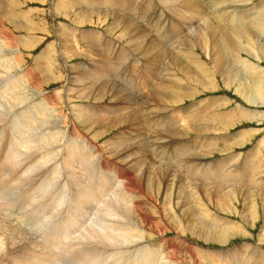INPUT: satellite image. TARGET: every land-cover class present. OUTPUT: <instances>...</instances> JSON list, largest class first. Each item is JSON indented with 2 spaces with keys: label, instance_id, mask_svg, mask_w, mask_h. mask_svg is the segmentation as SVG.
I'll use <instances>...</instances> for the list:
<instances>
[{
  "label": "rangeland",
  "instance_id": "374dc122",
  "mask_svg": "<svg viewBox=\"0 0 264 264\" xmlns=\"http://www.w3.org/2000/svg\"><path fill=\"white\" fill-rule=\"evenodd\" d=\"M40 1L39 0L38 1L0 0V20L2 21V23L0 22V27H1L0 28V37L4 38L3 36L6 35L5 36L6 45L10 44L12 42V41H10V39H12L14 33H15V35L19 36V38L21 37V39H20L21 42L18 45V47L16 44H12V48H18L20 50L21 57H22L21 60L24 61V62L23 61H21V62H23L24 68L27 69V72L33 71L38 77V82L36 81L34 83L35 87L31 86L29 89L30 94L28 93L30 99L32 98L31 99L32 103H35V101L37 100V98L39 97L40 94L43 95V94L47 93L48 91L49 92L44 95L47 98H50L53 96L55 98V96H56V98H55L56 101H54V105H53V107L54 106L55 107L53 109H51L52 106L48 107L49 109H47L48 111H46L47 112L46 116L48 114H50L46 118H44L47 121L46 131H49L48 127H50V124H55L57 127H58V125H60L61 135H62V137L65 136L64 139H62L63 140L62 143H64L65 140H67V139L68 140L74 139L73 140L74 143L76 142L75 145H78L79 148H80V146H84L81 148H83V149L86 148V150H89L91 152L93 150L94 153L87 151L88 155L90 156V157L88 156V161L90 162V163L89 162L88 163L96 166L95 167L96 169H94V171L95 170L96 171L93 172V170H90L89 175L87 177H84L81 179V183L82 182H83V184L88 183L91 186L90 192H92V193H90L89 197H85L83 199H80L79 196H81V195L76 193V189H78V187L69 180L68 175H67V170L66 171L64 170L67 168L66 167L63 168L64 166L61 169V171L63 172L62 175H58L56 177L57 179L53 180L54 181L53 186H47L46 185V186L38 188L36 190H34V189L30 190L31 199H30V206H29V216H28L27 226H26V234H27L28 239L26 240V243H32V241H34L36 244L39 242H40V244H42L44 242L48 244L49 240L54 241L56 244V246L54 247V250H56L55 255L59 260L58 261L59 263L57 262V264H81V262L79 260L80 254L81 253H88L90 251L92 252V250H94L93 253L97 252V254H100L101 257L103 256L102 262L98 263V264H107V262H109L108 264H112V263L114 264L115 262H118V261H120L119 263H121V261H122V263L124 262L123 264H127V263L135 264V261L138 258L139 259L136 261V263L137 264L138 263L143 264L142 261H140V260L145 259V257L149 260L147 263H144V264H148V263L151 264V261H152V264H157L158 261H160V262H158V264H163V263L164 264H166V263L167 264H245V263L246 264H256L257 262H259L257 264H264L263 263L264 262V237H263L264 236V170H262V165L264 166V102H263V105L258 104V103H260V101H263V99H264V90H262V88L264 89V52H263L264 50H262V49H264V26H263L264 25V0H192V1L191 0H188V1H186V0H183V1L182 0H180V1H177V0H128L129 2L127 0L126 1L122 0L119 3L115 2V0H110V1L107 0L106 3H104L105 0H104V2H103V0H94V1L93 0H80L79 4L75 5V7H71L72 4L68 5L69 0H40ZM175 1H177V2H175ZM184 1L187 3H183ZM138 2L141 4H139ZM204 3L206 5H204ZM112 5H113V7H112ZM176 5H177V7H174ZM182 5H183V7H182ZM211 5H212V7H211ZM116 6H118V7H116ZM181 7H182V9H181ZM100 9H101V11H100ZM105 9H107V10H105ZM111 9H113V10L111 11ZM143 9H145L146 11ZM92 10L94 12H92ZM28 11H29V13L30 12L31 13L29 14ZM102 11H103V13L100 14V12H102ZM128 11H129V13H128ZM63 12H64V14H62ZM89 12H91V13H89ZM106 12L109 14L106 15ZM25 13H26V19H23L24 18L23 16H25L23 14H25ZM115 13H116V15H114ZM145 13H146V15H145ZM199 13H201V14H199ZM87 14H88V16H87ZM68 15H70V16L67 17ZM84 15L87 18L84 17ZM97 16H99V17H97ZM208 16H209V19H208ZM193 17L195 19H193ZM11 18L16 19L15 21H19V24H21V26H23V28L19 27V29H15L16 26L14 27ZM256 18H258V19H256ZM127 19H128V21H127ZM26 20H28L29 24H27L28 22ZM34 20H35V22H34ZM204 20L205 21L207 20V21L205 22ZM208 20H210V21L208 22ZM211 20L212 21L215 20V23H214V21L211 22ZM222 20L223 21L225 20L224 21L225 23ZM152 21H153V25H152ZM193 21L195 23H193ZM219 21H221V23H219ZM256 21L261 22V28H256L254 30L252 29L248 37L240 36L238 39L236 37H233L232 34L237 33V31L240 29L241 25L245 24V25L249 26V25L254 24V22H256ZM142 22H144V23H142ZM233 22H234V24H233ZM235 22H237V23H235ZM245 22L246 23L248 22V23L246 24ZM251 22H252V24H251ZM32 23L33 24L35 23V24L32 26ZM209 23H211V24H209ZM164 24H166V25H164ZM24 25L25 26L28 25L27 27H29L30 30L25 31ZM117 25H119V26H117ZM212 25L213 26L216 25V27L214 26V28H212L213 27ZM180 26H181L182 30L180 29ZM191 26H193V27H191ZM194 26L196 28H194ZM115 27H117L118 29ZM127 27H129L130 29L132 27V30H130ZM210 27L212 28V30ZM135 28H136V30H134ZM139 28H140V30H139ZM190 28H193V30ZM216 28H218V29H216ZM59 29H61V30H59ZM69 29L73 32L70 33ZM112 29H114V30H112ZM124 29H129V30H124ZM208 29H210V33H209ZM230 29L232 32L230 31ZM259 29L262 32L261 31L259 32ZM15 31H17V32H15ZM136 31H137V33L138 32L139 33L136 35L132 34V33H136ZM196 31H198V32H196ZM61 32L64 36L61 35ZM154 32L156 35L154 34ZM158 32H160L161 34ZM177 32H178L179 36H178ZM7 33H8V35H7ZM125 33H127V34H125ZM260 33H262V34H260ZM65 35H66V37H65ZM204 35L207 36V37H205V40L203 39ZM210 35L212 37H210ZM192 36H194V37H192ZM63 37L65 39H63ZM28 38L29 39L31 38V39L28 40V42L26 43L27 48L22 47V44L24 42H26ZM159 38H162V39H159ZM209 38H211V39H209ZM143 39H147V40L144 41ZM206 39L209 42L211 41V43L208 44L209 42H206ZM212 39H213V41H212ZM32 40H34V41H32ZM150 40L154 43H151ZM159 40L161 42H159ZM227 40H231L232 43H235L236 50L234 51V54H233V52L228 50V46L225 48V46L227 45V43H226ZM196 42H199V43H196ZM65 43H66V45H64ZM166 44H168V45H166ZM148 45H150L151 47H149ZM173 45H174V47L172 48ZM186 45H187V47H186ZM197 45H199V47ZM64 46L66 47V48H64L65 50L63 49ZM116 46H117V48H116ZM169 46H170V51L168 49ZM165 47H166L168 52L166 51ZM74 48H75V50H74ZM171 48L173 49L172 53H171V51H172ZM68 49H69V51H68ZM76 49H77V51H76ZM103 49L105 51L107 49L106 52L108 54ZM148 49H150V50H148ZM164 49H165V51H164ZM223 49H224V51H223ZM66 50H67V53H66ZM147 50L149 53L146 52ZM161 50H162V53H157V52H161ZM74 51L78 52V53L75 52L77 57L74 56L75 55ZM228 52H230V53H228ZM62 53H64V54H62ZM72 53H74V54H72ZM89 53L91 55H89ZM119 54L121 56H124V57H121ZM141 54L143 55V57ZM172 54H173V56H172ZM41 55L43 56V60L41 61L42 64L39 68H37L38 65H37L36 61H37L38 57H41ZM63 55H64V58L62 57ZM144 55H146V56H144ZM161 55L163 56L164 59H162V57H159ZM174 56H176V57H174ZM193 56H194V58H193ZM178 58H180V59H178ZM188 59H190V60H188ZM170 60H172V61H170ZM101 61H102V63H100ZM174 61H176V62H174ZM104 62L106 64H104ZM117 62L119 64H117ZM148 62L150 63V65ZM169 62H171V63H169ZM63 63H65V65ZM185 63H187V64H185ZM45 64H47V65H45ZM96 64L98 66L99 65L100 66L98 67ZM182 64L183 65L185 64V65L183 66ZM204 64H206V66L208 65L207 68ZM217 64H218L219 69H221V71H217V70H219L217 67ZM50 65H51V68H50ZM53 65L54 66L57 65V66H55V68H54ZM173 65L175 66V68ZM202 66L204 68H202ZM47 67H48V69H47ZM185 67H186V69H185ZM28 68H30L31 70L30 69L28 70ZM173 68H174V71H173ZM180 68L182 71L179 70ZM37 69H38V71H37ZM44 69H46V70H44ZM50 69L52 72L50 71ZM175 69H177V70H175ZM189 69L191 70V72ZM106 70L109 72L108 75L106 74ZM143 70H145V72H143ZM154 70H156L157 72ZM203 70L206 71L205 75L207 74V77L204 75ZM45 71H46V74L43 73ZM66 72H67V75H66ZM73 72H74V74H73ZM84 72H86V73H84ZM146 72H147V74H146ZM180 72L182 74L184 72L185 74L182 75ZM163 73L164 74L166 73L167 75L166 74L164 75ZM213 73H214V75H211ZM101 74H105V76L101 75ZM31 75L33 77V74L30 73L29 74L30 78H32ZM70 75L73 77L72 79H70L71 78ZM134 75H136V76H134ZM39 76H40V78H39ZM42 76H43V78H42ZM44 76H46V77H44ZM108 76H110V77H108ZM199 76L201 78H199ZM221 76H223V77H221ZM161 77H163V78H161ZM204 77H205V79H204ZM228 77H230V79ZM208 78L210 80V83L208 82L209 80H206ZM210 78L212 79V82H211ZM91 79H93V81H91ZM170 80H171V82H168ZM183 80L185 82H183ZM224 80H226L227 82L226 81L224 82ZM137 82H138V85H137ZM172 82L174 85H172ZM192 82L194 84H192ZM203 82H204V84H203ZM146 83H147V85H146ZM156 83H157V86H156ZM211 83L214 85H212ZM113 84L115 87L113 86ZM199 84H200V86H199ZM162 85L165 86L166 88H168L167 91L169 89H171L168 91L169 93L168 92L166 93V91H164V87ZM66 86H67V89H66ZM180 86H181V88H180ZM260 86H263V87L259 88ZM100 87H101L102 92L100 90ZM161 87H162V89L160 90ZM200 87L203 91L201 89H199ZM102 88L105 90H103ZM186 88L188 89L187 91H186ZM207 88H209V89H207ZM130 89H131V91H130ZM172 89L174 90V92H176V93L178 92L177 94H180V95L173 93ZM58 90L61 94H62V92H64L63 93L64 96H63V94L62 95L59 94ZM68 90H70V92L71 91H73V92L70 93ZM142 90H143V92H142ZM150 90H152V91H150ZM56 92L59 94L60 97L58 96V94ZM159 92L163 93L165 95V97H170V93H172L171 96L175 95L174 97L179 98V101L169 102L167 112L160 111L161 107L159 109V106H161V104L157 103L154 100L155 95ZM54 93H56L57 95H55ZM256 93H259V94H256ZM86 95L89 97H87ZM194 95H195V97H194ZM247 95L249 96L248 98H251L250 99L251 103L248 102V100L246 99ZM57 96H58V98H57ZM70 96H72V97L70 98ZM90 96H92V97H90ZM126 96L128 98H126ZM139 97L142 98V101L138 99ZM75 98L77 99V101H74ZM100 98H102V99H100ZM125 98H126V100H124ZM130 99H131V101H130ZM69 100H71V101H69ZM143 101H144V103H143ZM222 101L224 102L223 105H222V103H223ZM175 102H176V104H174ZM154 103H155V105H154ZM226 103H229V104H226ZM93 104H96V105H93ZM142 104H144V105H142ZM149 104L151 106L148 109L147 106H145V105H149ZM56 105H57V107H56ZM70 105H71V107H70ZM85 105H87V107ZM99 105H101V106H99ZM214 105H215V107H214ZM93 106H95V107H93ZM154 106L157 107V109ZM218 106L219 107L221 106L220 107L221 109H218L219 108ZM120 107H122V108H120ZM135 107H136V109H135ZM107 108L109 109L110 112L108 111ZM151 108L153 111L151 110ZM165 108H167V106H165ZM177 109H179L180 112ZM212 109H214V110H212ZM94 110H96V111H94ZM115 110H116V112H115ZM193 110H195V111H193ZM199 110L201 113L199 112ZM158 111L160 113H157ZM187 111L190 114H188ZM191 111H192V113H191ZM253 111H255V113H253ZM125 112H127V113H125ZM227 112H229V113H227ZM242 112L246 116H244V114ZM89 113L90 114L92 113V115L95 119L97 118L94 121L92 120L94 124L93 123L87 124V121H86L87 118H85V117H88ZM235 113H236V115H235ZM240 113H242V114H240ZM247 113L250 115L256 116V118H254V119L250 118ZM53 114H55V116ZM82 114H84V117ZM99 114H101V116ZM187 114L189 116H191V118ZM192 114H193V116H192ZM219 114H222V115H219ZM223 114L225 117L223 116ZM166 115H168V116H166ZM216 115H218V116H216ZM124 116H126V117H124ZM157 116H159V117H157ZM231 116L233 118L234 117H236V118H234V120H233V118ZM77 117L79 120L77 119ZM106 117H107V119H106ZM167 117L169 120L167 119ZM185 117H188L189 120H187L188 118L186 119ZM192 117L194 120L192 119ZM208 117L210 119L211 118H213V119L210 120V119H208ZM228 117H231V118H228ZM171 118H175L173 123H169ZM214 118H215V121H214ZM225 118H226V120H223ZM245 118H247V119H245ZM53 119H55V120L52 121ZM80 119H82L83 121L82 120L81 121L85 122V123L83 124L80 121ZM158 119L160 122L159 121L156 122ZM97 120L104 121L105 126H103V125L101 126L100 122ZM113 120H115V121H113ZM222 120H223V122H222ZM56 121H59L61 123L59 124V122H56ZM143 121H145V123ZM212 122L214 125L212 124ZM219 122H221L222 124L221 123L218 124ZM226 122H227V125L230 124V126H227ZM129 123H131V124H129ZM193 123H195V124H193ZM197 123H199V124H197ZM80 124H83V125H80ZM232 124H234V125H232ZM92 125H94V126H92ZM121 125H123V126L121 127ZM179 125L181 127H179ZM207 125H208V127L210 126L209 128L211 130L208 129V127H206ZM89 126H90V129H88ZM98 126H99V128H98ZM44 127H45V125H44ZM68 127H69V129H68ZM130 127L134 133L133 132L131 133ZM154 127H155V130L153 129ZM184 127H185V129H184ZM189 127L192 130H190ZM199 127H202V128H199ZM77 128L81 131H79ZM91 128H93V129H91ZM126 128H127V130H126ZM180 128L182 129L183 133L182 132L180 133V131H181ZM194 128H196V129H194ZM203 128H205V129L203 130ZM97 129H99V130L97 131ZM88 130H90V132ZM184 130H186V131H184ZM41 131L45 132V130H39V129L36 131L35 130L31 131L32 136H35L33 138L34 140L36 139V141H37V139L42 137ZM73 131H75L76 133L75 132L73 133ZM123 131L124 132L126 131L125 134ZM202 131L204 133H202ZM65 132H66V134H65ZM78 132L81 136L78 134ZM154 132L156 134H154ZM242 132L246 133L245 136H247V137L244 136L243 138H240L237 136L238 134H240ZM38 133H39V135L37 136L36 134H38ZM196 133H198V134H196ZM199 133H201L202 135L204 134V137L201 136V134L199 135ZM216 133L217 134L219 133V134L217 135ZM126 134L127 135L129 134L130 137L129 136L126 137L127 136ZM185 134L188 135L189 137L187 138L186 136H184ZM248 134L250 135V137ZM70 135H72V136H70ZM119 135L121 137H123V136L124 137L121 138ZM144 135H146V136H144ZM197 135H198V137H197ZM222 135H224V136H222ZM76 136H78V137L76 138ZM205 137H206V139H205ZM78 138H79V141H78ZM90 138H92L93 140ZM120 138H121V140H120ZM128 138H130V139H128ZM218 138H220V139H218ZM221 138H222V140H221ZM53 139L54 138H52V140ZM83 139H85V140H83ZM88 139H90L91 141ZM94 139H95V142H94ZM57 140H58V138H57ZM117 140H118V142H117ZM153 140H155V141H153ZM85 141L86 142L88 141L87 144ZM125 141H126V143H125ZM141 141H143V142H141ZM150 141H151L152 145H151ZM194 142H196V143H194ZM227 142L231 143V145L228 144ZM240 142H242V143H240ZM59 143H58V145H59ZM88 143H89V145H88ZM201 143H202V145H201ZM224 143H226V144H224ZM97 144L99 145V148H98ZM161 144H162V146H161ZM199 144H200V146H199ZM46 145L50 146L51 148H54V146H53L54 140L51 141V143H50V140L47 141ZM109 145H111V147ZM173 145H175V146H173ZM176 145H178L179 147H177ZM208 145L210 147L211 146L212 147L210 148ZM224 145L225 146L227 145V146L225 147ZM155 146H157V147H155ZM158 146H161V147H158ZM180 146H181V148L182 147L186 148L187 151L183 152L184 154L177 152V150L180 148ZM104 147H105V149H104ZM131 147L132 148L134 147L133 150ZM154 147L156 149H154ZM226 148H229V149H226ZM150 149H152V150H150ZM230 149H232V150H230ZM102 150H103L104 154L101 152ZM120 150H121V152H119ZM222 150H223V152H222ZM32 152L33 151H31V153ZM164 152H166V153H164ZM151 153H153V154L151 155ZM195 153H197L198 156H201V157L199 158L197 156V154L195 155ZM200 153H201V155H200ZM91 154H93L94 156ZM97 154H99L100 157H98L99 155H97ZM228 154H231V155H228ZM143 155H145V156H143ZM169 155H171V156H169ZM161 156H163V157H161ZM91 157H93V158L91 159ZM98 158H101V159L98 160ZM194 158L196 160H194ZM231 158H234V159H231ZM89 159H91V160H89ZM93 160H94V162H93ZM119 160H121V161H119ZM109 161H111V162H109ZM118 162L120 163V165ZM47 163L48 164H46V165L44 164L43 167L45 169H47L48 171L52 170L56 166V161H49ZM179 163H181V165ZM214 165H215V167H214ZM244 166L247 170L242 169V168H244ZM251 166H252V169H251ZM79 167H80V170L82 172H85V168L83 166H79ZM209 167H212V168H209ZM253 167H255V168H253ZM98 168H100V170L102 169L104 171L103 176H104L106 181L103 179V176H100L102 173L99 174L97 172ZM156 168H158V169H156ZM217 168H219V170H217ZM133 169H135V170H133ZM231 169H233V170H231ZM115 170L116 171L118 170V171L115 172ZM199 170H201V171H199ZM206 170H208V171L206 172ZM234 170H236V171H234ZM239 170H241V171H239ZM42 172H44V171H41L40 169H35L34 171H32L30 173L31 179L39 178L41 176ZM128 172H130V173H128ZM147 172L149 175L147 174ZM223 172L225 174H227L228 176L227 175L225 176V174ZM234 172H235V174H234ZM94 173H96V174H94ZM111 173L113 174V176H111L112 175ZM197 173H199V174H197ZM232 173H233V175H232ZM258 173H259V175H258ZM108 174H110V175H108ZM203 174H205V175L207 174L206 177ZM239 174H240V176H239ZM249 174H250V176H249ZM138 175H140V176H138ZM167 175H168V177L170 176L171 178L169 177V179H168ZM179 175L181 176V178L183 176V178L181 179ZM200 175L201 176L203 175L204 177L203 176L201 177ZM241 175H242V177H241ZM243 175H245L244 178H243ZM110 176H111V178H110ZM190 176H192L193 178ZM98 177H101V179ZM141 177H143V179ZM155 177H156V179H155ZM164 177H165V179H163ZM172 177L174 179H172ZM187 177L189 179H187ZM221 177H222V179H225V180L223 181L221 179ZM232 177H233V179H231ZM107 178H110V179H107ZM159 178L160 179L162 178V179L160 180ZM177 178H179V179L177 180ZM252 178L255 181H253ZM135 179H136V181H135ZM167 179L170 181H167ZM183 179H184V181H183ZM226 179H228V180H226ZM249 179H251V180H249ZM185 180L187 181V183ZM197 180L198 181L201 180L200 181L201 183L198 182ZM229 180H230V183H229ZM91 181H92V183H91ZM102 181H105V182H103L104 183L103 186L98 187V185ZM130 181L132 182L133 185L131 184ZM154 181L156 183L157 182L158 183L155 184ZM161 181L162 182L164 181V182L162 183ZM181 181H183L184 183ZM233 181H234V183H233ZM109 182L112 184H110ZM178 182H179V184H178ZM191 182H192V184H189ZM193 182H194V184H193ZM235 182H237V183H235ZM261 182H262V184H261ZM60 183H61V185H60ZM116 183H117V185H116ZM174 183L175 184L177 183V184L175 185ZM257 183H258V185H257ZM108 184H109V186L106 187ZM118 184H119V186H118ZM136 184H138V186ZM204 184L207 186H205ZM253 184H254V186H253ZM110 185H111V187H110ZM113 185H115V186H113ZM120 185H122L123 187ZM152 185H153V188H151ZM198 185H200V186H198ZM160 186L162 188H160ZM179 186L180 187L182 186L181 190H180V188H178ZM63 187H65V188H63ZM154 187H155V189H154ZM170 187H172V188H170ZM173 187L175 190L173 189ZM195 188H196V190H195ZM102 189H104L103 190L104 192H102ZM107 189H109L110 192ZM110 189H112L113 191ZM145 189H146V191H145ZM157 189L159 191L161 189V191L158 192L159 194H157V191H158ZM212 189H214V190H212ZM95 190H97V191H95ZM123 190H125V191H123ZM136 190H137V192H136ZM147 190H149V191H147ZM172 190L174 192H172ZM236 191H238V192H236ZM240 191H241V193H240ZM242 191H243V193L246 194V196H245V194L242 193ZM58 192L60 193V195ZM61 192H62V194H61ZM149 192L151 194L154 193L156 195V198H158V199H155L154 194L151 197ZM226 192H228V193H226ZM230 192H231V194H230ZM71 193L74 194L73 195V198L75 197L73 200L74 202L72 201L73 203L72 202L70 203V201H68L65 204L64 203L60 204L61 201L67 200L66 196L71 194ZM140 193H142V194H140ZM173 193H174V195H173ZM217 193H219V194H217ZM111 194H112V196H111ZM146 194H148V196ZM108 195H110V196H108ZM115 195L117 196V198ZM120 195H121V197H120ZM122 195L124 196L123 197L124 199L122 198ZM138 195H139V197H138ZM166 195L167 196L169 195L170 197L169 196L167 197ZM183 195H184V197H183ZM190 195H192L193 197ZM92 196H94V197H92ZM141 196H143V198H146L147 200L143 199L145 201H142ZM160 196H162V197H160ZM59 197H63V198L60 199ZM69 197H70V195H69ZM69 197H68V199H69ZM131 197H133V198H131ZM163 197H164V200L166 202L163 200ZM185 197H186V200H184ZM188 197L190 199L191 198H193V199H191L189 201ZM197 197H199V198H197ZM262 197H263V199H262ZM70 199H72V198H70ZM167 199L170 200V202ZM196 199L198 200L197 202L195 201ZM118 200H121V201H118ZM149 200L151 202H149ZM232 200H233V202H232ZM193 201H194V203H193ZM199 201H201V202H199ZM152 202H154L155 204ZM190 202H191V205L192 204L194 205V206L192 205V208L190 207L191 206ZM181 203H183V205ZM187 203H188V205H187ZM195 203H197V204L195 205ZM200 203H201L200 206H202L201 207L202 209L199 208L198 204H200ZM97 204H99V205H97ZM101 204L103 206H101ZM122 204H125V205H122ZM135 205H137V206H135ZM155 205H156V207H154ZM163 205L166 208H168V209H166L165 212H164L165 207H163ZM61 206H63V207H61ZM109 206H111V207H109ZM127 206L129 207V209H127L128 208ZM88 207L91 209H89ZM137 207L139 209H137ZM160 207H161V209H159ZM98 208H100V209H98ZM120 208H124V209L120 210ZM178 208H182V209H178ZM70 209H72V210H70ZM108 209H109V211H108ZM175 209H176V211H175ZM65 210L69 211V213L67 214V212ZM74 210H76V211H74ZM87 210H90V211H87ZM100 210L106 215H104ZM133 210H135V211H133ZM141 210L144 212H142ZM180 210H182V211H180ZM194 210H196V212ZM202 210H205V212ZM251 210H253V211H251ZM86 211L89 213H87ZM136 211H138V212H136ZM151 211H152V216H150ZM153 211L155 213H153ZM170 211L172 213L175 212V214L174 213L172 214ZM127 212H128V214H127ZM179 212H181V213H179ZM83 213H85V214H83ZM119 213H120L121 217L118 216ZM121 213H122V215H121ZM138 213H140V214H138ZM166 213H167V215L170 213V215L167 216ZM186 213H187V215H186ZM79 214H82V215H79ZM88 214H89L90 219L88 218ZM95 214H97V216L99 217L100 222L98 221V217ZM83 215L85 218L83 217ZM123 215L124 216L125 215H129V216L131 215L130 217L132 219H130L129 216L124 217ZM80 216H82L83 217L82 219H85V220L80 219L81 218ZM86 216L88 218V221L90 220L89 223H87L88 221H87ZM163 216H165V217L163 218ZM169 216H170V218L171 217L172 218L168 219L167 217H169ZM93 217H95V219H97V220H95ZM117 217H119V218H117ZM176 217L177 218L182 217V218L176 219ZM91 218H93L94 220H92ZM107 218H109V220ZM165 218L167 220H169V222ZM191 218H192V220H190ZM103 219H104L105 223L107 222L106 224L103 223V221H102ZM125 219H126V221L129 220V222H126ZM135 219H139V220L136 221ZM158 219L161 220V223H160V221H158ZM71 220H73V221H71ZM130 220H132V221H130ZM210 220L212 221V223ZM42 221H43V223H41ZM45 221H46V223H44ZM67 221H68V223H67ZM171 221H174V222H171ZM179 221L180 222L182 221L181 223H179L182 225L177 226L176 223ZM250 221H252L253 223ZM80 222L83 225V227L85 226L84 229H83L82 225L80 224ZM94 222H96V223L93 226ZM136 222L140 223V224H138L139 226L136 224ZM102 223L106 226L113 224L112 225L113 228H111V225L109 228H106V226H104ZM115 223H117V224H115ZM171 223H173V225ZM183 223L185 224V226ZM213 223H215V225ZM216 223H218L219 225ZM200 224H202V225H200ZM97 225H98V227H97ZM191 225L193 228L190 227ZM231 225H232V227H231ZM100 226H102V228ZM121 226H122V228H121ZM131 226L133 228H135V227L136 228L133 229V228H131ZM140 226H143V227H140ZM96 227H97L98 231H97V229L94 230V228H96ZM177 227H178V229H177ZM213 227L215 228V230L217 232L215 230H212V229H214ZM144 228H146V229H144ZM180 228H182L183 230L181 229V231H180ZM225 228H226V231H225ZM101 229H102V231H101ZM107 229H110V231L111 230L112 231L109 232V230H107ZM124 229H125V231H124ZM136 229H138V230H136ZM196 229H198V230H196ZM219 229H221V230H219ZM223 229H224V231H223ZM67 230H68V232H67ZM69 230H71V231H69ZM91 230L93 231V234H91L92 233ZM227 230H228V232H227ZM95 231H96V233H95ZM113 231H114V233H113ZM126 231L129 233H127ZM130 231H132V232L134 231L135 233H132V232L130 233ZM147 231H149V232H147ZM55 232H57V233H55ZM97 232H98V234H97ZM102 232L103 233L105 232L104 233L105 235ZM68 233L71 235L73 234L74 236L73 235L71 236ZM94 233H95V236H94ZM100 233H102L101 234L102 236L100 235ZM108 233H110V235ZM136 233H138V235ZM208 233H209V235H208ZM231 233H233V234H231ZM83 234L86 237L82 236ZM129 234H130V237H128ZM145 234L149 235V236H146ZM96 235H99L98 239L96 238L97 237ZM131 236H134V237H131ZM74 237H75V239H74ZM106 237H107V239H106ZM121 237H123V238H121ZM66 238H67V240H66ZM91 238L92 239L94 238L96 241L94 239H93L94 240L93 241ZM125 238H127V239H125ZM134 238L136 240H134ZM58 239H59V241H58ZM116 239L117 240L119 239V240L117 241ZM141 239L143 241H141ZM99 240H102V241H99ZM138 240H140V241H138ZM107 241L108 242L110 241L111 243L110 242L108 243ZM115 241H117L116 244H115ZM134 241H136L138 243V245ZM97 242H98V244H97ZM142 242H143V244H139ZM144 242L146 243V245L148 244L149 246L146 247ZM83 243H84V245H83ZM100 243L102 244L103 247H101ZM103 243L106 245H103ZM112 244L115 245V247ZM156 244H157V246H156ZM72 245H74V246H72ZM118 245L119 246L123 245L124 247L122 246L119 248H122V250L124 248V250L122 251L121 249H119ZM128 245H129V247H128ZM142 245L143 246L145 245V246L143 247ZM105 246H106V248H104ZM178 246H181V248ZM70 247H71V249H70ZM96 247H98V248H96ZM111 247H113L118 252L113 250V248H111ZM139 247H142V248H139ZM100 248H101V250H100ZM116 248H118V249H116ZM151 248H153V249L151 250ZM28 249H30V248H28ZM89 249H90V251H88ZM98 249H99V251H97ZM135 249L138 251L137 253H135L136 252ZM149 249L151 250V252ZM140 250H142L141 253H140ZM108 252H110L109 254H111V255L107 254ZM123 253H124V255H123ZM148 253H149V255H148ZM104 254H106V255H104ZM120 254H121V257H119ZM104 256H105L106 260L104 259ZM116 257H117V260H116ZM136 257H138V258H136ZM250 257H251V259H250ZM129 259H131V261ZM155 259H159V260L155 261ZM249 261H251V263ZM119 263H115V264H119Z\"/></svg>",
  "mask_w": 264,
  "mask_h": 264
},
{
  "label": "bare ground",
  "instance_id": "6f19581e",
  "mask_svg": "<svg viewBox=\"0 0 264 264\" xmlns=\"http://www.w3.org/2000/svg\"><path fill=\"white\" fill-rule=\"evenodd\" d=\"M30 1H38V0H30ZM40 1V0H39ZM94 1V0H93ZM106 1L107 0H105V2H104V0H103V2L104 3H106ZM108 1H110V0H108ZM120 1H122V0H115V2H117V3H119ZM126 1V0H125ZM124 1V2H125ZM128 1V0H127ZM177 1H180V0H177ZM177 1H175V2H177ZM183 1V0H182ZM186 1H188V0H186ZM192 1V0H191ZM41 2V1H40ZM52 2V1H51ZM79 2H80V0H69L68 1V5H71V7H75V5H77V4H79ZM87 2V1H86ZM129 2V1H128ZM151 2V1H150ZM168 2V1H167ZM171 2V1H170ZM173 2V1H172ZM94 3V2H93ZM92 3V4H93ZM112 3V2H111ZM114 3V2H113ZM131 3V2H130ZM129 3V4H130ZM139 3V2H138ZM147 3V2H146ZM162 3V2H161ZM182 3V2H181ZM183 3H187V2H183ZM182 3V4H183ZM218 3V2H217ZM244 3V2H243ZM108 4V3H107ZM125 4V3H124ZM134 4V3H133ZM139 4H141V3H139ZM180 4V3H179ZM189 4V3H188ZM196 4V3H195ZM245 4V3H244ZM204 5H206L205 3H204ZM263 5V4H262ZM106 6V5H105ZM115 6V5H114ZM130 6V5H129ZM136 6V5H135ZM143 6V5H142ZM170 6V5H169ZM200 6V5H199ZM198 6V7H199ZM220 6V5H219ZM112 7H113V5H112ZM116 7H118V6H116ZM173 7V6H172ZM174 7H177V5L176 6H174ZM182 7H183V5H182ZM182 7H181V9H182ZM211 7H212V5H211ZM216 7V6H215ZM262 7V6H261ZM65 8V7H64ZM125 8V7H124ZM129 8V7H128ZM137 8V7H136ZM142 8V7H141ZM147 8V7H146ZM168 8V7H167ZM218 8V7H217ZM114 9V8H113ZM113 9H111V11L113 10ZM135 9V8H134ZM166 9V8H165ZM186 9V8H185ZM105 10H107V9H105ZM143 10H145V9H143ZM200 10V9H199ZM215 10V9H214ZM3 11V10H2ZM27 11V10H26ZM33 11V10H32ZM57 11V10H56ZM62 11V10H61ZM60 11V12H61ZM89 11V10H88ZM100 11H101V9H100ZM104 11V10H103ZM103 11L102 12H100V14H102L103 13ZM127 11V10H126ZM130 11V10H129ZM129 11H128V13H129ZM146 11V10H145ZM34 12V11H33ZM59 12V13H60ZM67 12V11H66ZM92 12H94L93 10H92ZM99 12V11H98ZM114 12V11H113ZM125 12V11H124ZM161 12V11H160ZM169 12V11H168ZM201 12V11H200ZM216 12V11H215ZM28 13H29V11H28ZM31 13V12H30ZM29 13V14H30ZM57 13V12H56ZM58 13V14H59ZM89 13H91V12H89ZM97 13V12H96ZM150 13V12H149ZM167 13V12H166ZM202 13V12H201ZM201 13H199V14H201ZM207 13V12H206ZM57 14V15H58ZM62 14H64V12L62 13ZM109 13H107L106 12V15H108ZM142 14V13H141ZM168 14V13H167ZM166 14V15H167ZM221 14V13H220ZM23 15H25V16H23L22 18L23 19H26V13L25 14H23ZM54 15V14H53ZM114 15H116V13L114 14ZM118 15V14H117ZM145 15H146V13H145ZM28 16V15H27ZM56 16V15H55ZM70 15H68L67 17H69ZM87 16H88V14H87ZM105 16V15H104ZM120 16V15H119ZM162 16V15H161ZM160 16V17H161ZM192 16V15H191ZM228 16V15H227ZM259 16V15H258ZM80 17V16H79ZM84 17H86L85 15H84ZM97 17H99V16H97ZM107 17V16H106ZM116 17V16H115ZM144 17V16H143ZM159 17V18H160ZM212 17V16H211ZM210 17V18H211ZM240 17V16H239ZM242 17V16H241ZM37 18V17H36ZM87 18V17H86ZM90 18V17H89ZM170 18V17H169ZM205 18V17H204ZM214 18V17H213ZM29 19V18H28ZM34 19V18H33ZM85 19V18H84ZM116 19V18H115ZM137 19V18H136ZM161 19V18H160ZM159 19V20H160ZM173 19V18H172ZM193 19H195L194 17H193ZM197 19V18H196ZM206 19V18H205ZM208 19H209V16H208ZM215 19V18H214ZM239 19V18H238ZM254 19V18H253ZM256 19H258V18H256ZM261 19V18H260ZM11 20H12V23H13V25H14V27L16 26V28L15 29H19V27H21V28H23V26H21V24H19V21H15L16 19H13V18H11ZM22 20V19H21ZM36 20V19H35ZM35 20H34V22H35ZM74 20V19H73ZM87 20V19H86ZM126 20V19H125ZM153 20V19H152ZM188 20V19H187ZM203 20V19H202ZM242 20V19H241ZM240 20V21H241ZM27 22H28V20H26ZM31 21V20H30ZM84 21V20H83ZM100 21V20H99ZM114 21V20H113ZM112 21V22H113ZM127 21H128V19H127ZM174 21V20H173ZM190 21V20H189ZM188 21V22H189ZM197 21V20H196ZM205 21V20H204ZM207 21V20H206ZM205 21V22H206ZM210 20H208V22H209ZM214 21V23H215V20H213ZM212 20H211V22H213ZM223 21V20H222ZM225 21V20H224ZM223 21V22H224ZM245 21V20H244ZM260 21V20H259ZM0 22L2 23V21L0 20ZM32 22V21H31ZM101 22V21H100ZM121 22V21H120ZM147 22V21H146ZM145 22V23H146ZM178 22V21H177ZM187 22V21H186ZM201 22V21H200ZM199 22V23H200ZM218 22V21H217ZM253 22V21H252ZM252 22H251V24H252ZM80 23V22H79ZM114 23V22H113ZM117 23V22H116ZM130 23V22H129ZM142 23H144V22H142ZM155 23V22H154ZM175 23V22H174ZM185 23V22H184ZM193 23H195L194 21H193ZM219 23H221V21H219ZM225 23V22H224ZM223 23V24H224ZM231 23V22H230ZM235 23H237V22H235ZM244 23V22H243ZM242 23V24H243ZM246 23V22H245ZM248 23V22H247ZM246 23V24H247ZM27 24H29V22L27 23ZM35 24V23H34ZM33 23H32V26L34 25ZM124 24V23H123ZM138 24V23H137ZM149 24V23H148ZM209 24H211V23H209ZM227 24V23H226ZM229 24V23H228ZM233 24H234V22H233ZM66 25V24H65ZM152 25H153V21H152ZM162 25V24H161ZM164 25H166V24H164ZM183 25V24H182ZM222 25V24H221ZM249 25V24H248ZM28 26V25H27ZM27 26H25L24 25V29H25V31H28V30H30V28L29 27H27ZM117 26H119V25H117ZM128 26V25H127ZM141 26V25H140ZM145 26V25H144ZM151 26V25H150ZM186 26V25H185ZM184 26V27H185ZM201 26V25H200ZM213 26V25H212ZM215 27H216V25H214ZM214 26L212 27V28H214ZM230 26V25H229ZM235 26V25H234ZM250 26V27H249ZM249 26H247V25H241L240 26V29L237 31V33H233L232 35H233V37H236L237 39L240 37V36H243V37H248L249 36V34H250V32H251V30L253 29H256V28H261V22H258V21H256V22H254V24H252V25H249ZM264 26V25H263ZM35 27V26H34ZM69 27V26H68ZM67 27V28H68ZM135 27V26H134ZM155 27V26H154ZM165 27V26H164ZM176 27V26H175ZM191 27H193V26H191ZM207 27V26H206ZM1 28V27H0ZM111 28V27H110ZM114 28V27H113ZM115 28H117V27H115ZM127 28H129V27H127ZM141 28V27H140ZM140 28H139V30H140ZM148 28V27H147ZM194 28H196L195 26H194ZM211 28V27H210ZM212 28H211V30H212ZM118 29V28H117ZM130 29V28H129ZM129 29H124V30H129ZM157 29V28H156ZM162 29V28H161ZM180 29H181V26H180ZM190 29H192L193 30V28H190ZM199 29V28H198ZM216 29H218V28H216ZM226 29V28H225ZM59 30H61V29H59ZM70 30V29H69ZM112 30H114V29H112ZM130 30H132V27H131V29ZM134 30H136V28L134 29ZM142 30V29H141ZM154 30V29H153ZM176 30V29H175ZM182 30V29H181ZM202 30V29H201ZM206 30V29H205ZM209 30V33H210V29H208ZM233 30V29H232ZM258 30V29H257ZM158 31V30H157ZM180 31V30H179ZM203 31V30H202ZM201 31V32H202ZM215 31V30H214ZM230 31H231V29H230ZM261 30L259 29V32H260ZM15 32H17V31H15ZM68 32V31H67ZM73 31H71L70 30V33H72ZM127 32V31H126ZM150 32V31H149ZM148 32V33H149ZM175 32V31H174ZM185 32V31H184ZM192 32V31H191ZM196 32H198V31H196ZM217 32V31H216ZM232 32V31H231ZM262 32V31H261ZM122 33V32H121ZM139 33V32H138ZM137 33V31H136V33H132V34H138ZM158 33H160V32H158ZM205 33V32H204ZM212 33V32H211ZM125 34H127V33H125ZM130 34V33H129ZM154 34H155V32H154ZM161 34V33H160ZM172 34V33H171ZM177 34H178V32H177ZM215 34V33H214ZM229 34V33H228ZM260 34H262V33H260ZM7 35H8V33H7ZM60 35V34H59ZM61 35H63L62 34V32H61ZM95 35V34H94ZM121 35V34H120ZM149 35V34H148ZM153 35V34H152ZM156 35V34H155ZM159 35V34H158ZM194 35V34H193ZM212 35V34H211ZM210 35V37H212ZM231 35V36H232ZM2 36V35H1ZM5 36L6 35H4L3 37L4 38H2V37H0V264H57V262L59 261L58 260V258L56 257V255H55V252H56V250H54V247L56 246V244H55V242L54 241H50L49 240V243L47 244V243H42V244H40V242L39 243H35L34 241H32V243H26V240L28 239L27 238V234H26V226H27V220H28V216H29V206H30V199H31V196H30V190H32V189H34V190H36V189H38V188H41V187H44V186H53L54 185V181L53 180H56L57 178V176L58 175H62V171H61V169H62V167L63 168H67V169H64L65 171L67 170V175H68V178H69V180L72 182V183H74L77 187H78V189H76V193L77 194H79V195H81V196H79L80 197V199H83V198H85V197H89V195H90V193H92V192H90V188H91V186L87 183V184H83V182L81 183V179L82 178H84V177H87L88 175H89V171L90 170H93V172H95L94 171V169H96L95 167L96 166H94V165H91V164H89L90 162L88 161V153H87V151H89V150H86V148L85 149H83V148H81V147H84V146H80V148H79V146L78 145H75L76 144V142L74 143V139L72 140V139H70V140H65V142L64 143H62L63 142V140L62 139H64V137H62V135H61V131H60V125H58V127L55 125V124H50V127H48V129H49V131H46V125H47V121H46V119H44V118H46L48 115H50V114H48L47 116H46V114H47V112L46 111H48L47 109H49L48 107H51L52 106V108L51 109H53L54 107H53V105H54V101H56L55 100V98H56V96H55V98H54V96L53 97H50V98H47L46 96H44L45 94H47V93H45V94H43V95H41L40 93V95H39V97L37 98V100L35 101V103H32V101H31V99H30V97H29V95H28V93H29V89H30V87L32 86H34L35 87V82L37 81L38 82V77H37V75L33 72V71H28L27 72V69H25L24 68V65H23V60H21L22 59V57H21V52H20V50L18 49V48H12V44H16L17 45V47H18V45L20 44V39H21V37L19 38V36H17V35H15V33H14V35H13V37H12V39H10V41H12L10 44H7L6 45V41H5ZM64 36V35H63ZM175 36V35H174ZM178 36H179V34H178ZM201 36V35H200ZM23 37V36H22ZM30 37V36H29ZM65 37H66V35H65ZM137 37V36H136ZM157 37V36H156ZM192 37H194V36H192ZM205 37H207L206 35H204V40H205ZM168 38V37H167ZM200 38V37H199ZM250 38V37H249ZM25 39V38H24ZM31 39V38H30ZM29 38L27 39V41L26 42H24L23 44H22V47H24V48H27V42H28V40H30ZM33 39V38H32ZM35 39V38H34ZM63 39H65L64 37H63ZM62 39V40H63ZM68 39V38H67ZM70 39V38H69ZM91 39V38H90ZM159 39H162V38H159ZM171 39V38H170ZM178 39V38H177ZM185 39V38H184ZM209 39H211V38H209ZM26 40V39H25ZM144 41H146L147 39H143ZM186 40V39H185ZM9 41V42H10ZM32 41H34V40H32ZM31 41V42H32ZM73 41V40H72ZM151 41V40H150ZM190 41V40H189ZM201 41V40H200ZM212 41H213V39H212ZM215 41V40H214ZM30 42V43H31ZM37 42V41H36ZM98 42V41H97ZM96 42V43H97ZM159 42H161L160 40H159ZM178 42V41H177ZM205 42V41H204ZM206 42H209V41H207V39H206ZM29 43V44H30ZM38 43V42H37ZM135 43V42H134ZM151 43H154V42H152L151 41ZM168 43V42H167ZM196 43H199V42H196ZM211 43V41L208 43V44H210ZM226 43H227V45L225 46V48L228 46V50H230L231 52H233V54H234V51L236 50V45H235V43H232V41L231 40H227L226 41ZM240 43V42H239ZM112 44V43H111ZM170 44V43H169ZM178 44V43H177ZM176 44V45H177ZM246 44V43H245ZM244 44V45H245ZM64 45H66V43L64 44ZM69 45V44H68ZM154 45V44H153ZM166 45H168V44H166ZM219 45V44H218ZM217 45V46H218ZM247 45V44H246ZM15 46V45H14ZM63 46V45H62ZM73 46V45H72ZM137 46V45H136ZM149 47H151L150 45H148ZM171 46V45H170ZM170 46H169V51H170ZM190 46V45H189ZM196 46V45H195ZM198 47H199V45H197ZM205 46V45H204ZM208 46V45H207ZM216 46V47H217ZM21 47V46H20ZM105 47V46H104ZM108 47V46H107ZM115 47V46H114ZM138 47V46H137ZM136 47V48H137ZM148 47V48H149ZM174 47V45L172 46V48ZM186 47H187V45H186ZM64 48H66L65 46L63 47V49ZM91 48V47H90ZM99 48V47H98ZM116 48H117V46H116ZM133 48V47H132ZM139 48V47H138ZM171 48V49H172ZM181 48V47H180ZM223 48V47H222ZM147 49V48H146ZM157 49V48H156ZM165 49H166V47H165ZM165 49H164V51H165ZM179 49V48H178ZM207 49V48H206ZM50 50V49H49ZM52 50V49H51ZM65 50V49H64ZM74 50H75V48H74ZM88 50V49H87ZM104 50V49H103ZM111 50V49H110ZM128 50V49H127ZM135 50V49H134ZM148 50H150V49H148ZM148 50L146 51V52H148ZM205 50V49H204ZM216 50V49H215ZM262 50H264V49H262ZM68 51H69V49H68ZM76 51H77V49H76ZM76 51H74V53L76 52ZM89 51V50H88ZM105 51V50H104ZM106 51H107V49H106ZM105 51V52H106ZM116 51V50H115ZM118 51V50H117ZM166 51H167V49H166ZM177 51V50H176ZM192 51V50H191ZM223 51H224V49H223ZM48 52V51H47ZM56 52V51H55ZM62 52V51H61ZM65 52V51H64ZM94 52V51H93ZM114 52V51H113ZM119 52V51H118ZM121 52V51H120ZM157 52V51H156ZM168 52V51H167ZM173 52V49H172V51H171V53ZM202 52V51H201ZM264 52V51H263ZM66 53H67V50H66ZM74 53H72V54H74ZM76 53H78V52H76ZM76 53H75V55L74 56H76ZM81 53V52H80ZM100 53V52H99ZM107 53V52H106ZM110 53V52H109ZM145 53V52H144ZM149 53V52H148ZM157 53H162V50H161V52H157ZM156 53V54H157ZM179 53V52H178ZM190 53V52H189ZM228 53H230V52H228ZM26 54V53H25ZM56 54V53H55ZM62 54H64V53H62ZM69 54V53H68ZM83 54V53H82ZM86 54V53H85ZM108 54V53H107ZM125 54V53H124ZM164 54V53H163ZM174 54V53H173ZM173 54H172V56H173ZM84 55V54H83ZM88 55V54H87ZM89 55H91L90 53H89ZM104 55V54H103ZM120 55V54H119ZM142 55V54H141ZM165 55V54H164ZM175 55V54H174ZM178 55V54H177ZM70 56V55H69ZM112 56V55H111ZM121 56V55H120ZM144 56H146V55H144ZM154 56V55H153ZM156 56V55H155ZM158 56V55H157ZM180 56V55H179ZM191 56V55H190ZM207 56V55H206ZM235 56V55H234ZM46 57V56H45ZM63 58H64V55L62 56ZM61 57V58H62ZM67 57V56H66ZM77 57V56H76ZM79 57V56H78ZM103 57V56H102ZM121 57H124V56H121ZM142 57H143V55H142ZM159 57H162V59H164L163 58V56L161 55V56H159ZM174 57H176V56H174ZM49 58V57H48ZM62 58V59H63ZM147 58V57H146ZM156 58V57H155ZM166 58V57H165ZM193 58H194V56H193ZM105 59V58H104ZM132 59V58H131ZM161 59V58H160ZM172 59V58H171ZM178 59H180V58H178ZM220 59V58H219ZM43 60V56L41 55V57H38V59H37V68H39L40 66H41V64H42V61ZM48 60V59H47ZM67 60V59H66ZM119 60V59H118ZM152 60V59H151ZM176 60V59H175ZM184 60V59H183ZM182 60V61H183ZM188 60H190V59H188ZM21 61H23V62H21ZM121 61V60H120ZM159 61V60H158ZM167 61V60H166ZM169 61V60H168ZM170 61H172V60H170ZM186 61V60H185ZM155 62V61H154ZM174 62H176V61H174ZM181 62V61H180ZM179 62V63H180ZM188 62V61H187ZM194 62V61H193ZM220 62V61H219ZM88 63V62H87ZM90 63V62H89ZM94 63V62H93ZM98 63V62H97ZM100 63H102V61L100 62ZM123 63V62H122ZM140 63V62H139ZM149 63V62H148ZM164 63V62H163ZM169 63H171V62H169ZM201 63V62H200ZM64 65H65V63H63ZM104 64H106L105 62H104ZM117 64H119L118 62H117ZM125 64V63H124ZM133 64V63H132ZM153 64V63H152ZM162 64V63H161ZM166 64V63H165ZM168 64V63H167ZM185 64H187V63H185ZM184 64V65H185ZM221 64V63H220ZM45 65H47V64H45ZM58 65V64H57ZM57 65H55V66H57ZM90 65V64H89ZM97 65V64H96ZM138 65V64H137ZM140 65V64H139ZM149 65H150V63H149ZM159 65V64H158ZM157 65V66H158ZM164 65V64H163ZM175 65V64H174ZM173 65V66H174ZM180 65V64H179ZM183 65V64H182ZM181 65V66H182ZM183 65V66H184ZM205 66H206V64H204ZM203 65V66H204ZM222 65V64H221ZM220 65V66H221ZM54 66V65H53ZM52 66V67H53ZM55 66H54V68H55ZM98 66V65H97ZM100 66V65H99ZM98 66V67H99ZM165 66V65H164ZM169 66V65H168ZM177 66V65H176ZM190 66V65H189ZM202 66V68H204ZM208 66V65H207ZM207 66H206V68H207ZM226 66V65H225ZM234 66V65H233ZM59 67V66H58ZM64 67V66H63ZM107 67V66H106ZM170 67V66H169ZM217 67H218V64H217ZM50 68H51V65H50ZM66 68V67H65ZM117 68V67H116ZM135 68V67H134ZM149 68V67H148ZM153 68V67H152ZM155 68V67H154ZM159 68V67H158ZM174 68H175V66H174ZM174 68H173V71H174ZM199 68V67H198ZM30 68H28V70H29ZM47 69H48V67H47ZM96 69V68H95ZM107 69V68H106ZM109 69V68H108ZM120 69V68H119ZM143 69V68H142ZM163 69V68H162ZM169 69V68H168ZM172 69V68H171ZM170 69V70H171ZM185 69H186V67H185ZM218 69H219V67H218ZM257 69V68H256ZM31 70V69H30ZM42 70V69H41ZM44 70H46V69H44ZM53 70V69H52ZM67 70V69H66ZM86 70V69H85ZM101 70V69H100ZM165 70V69H164ZM175 70H177V69H175ZM179 70H181V68L179 69ZM190 70V69H189ZM205 70V69H204ZM203 70V71H204ZM37 71H38V69H37ZM49 71V70H48ZM50 71H51V69H50ZM73 71V70H72ZM88 71V70H87ZM112 71V70H111ZM135 71V70H134ZM149 71V70H148ZM154 71H156V70H154ZM160 71V70H159ZM182 71V70H181ZM188 71V70H187ZM217 71H221V69H219V70H217ZM32 73L33 74V77H32V75H31V77L32 78H30V76H29V74L30 73ZM52 72V71H51ZM99 72V71H98ZM143 72H145V70H143ZM151 72V71H150ZM157 72V71H156ZM164 72V71H163ZM168 72V71H167ZM171 72V71H170ZM185 72V71H184ZM183 72V74H185ZM190 72H191V70H190ZM195 72V71H194ZM205 72L206 71H204L203 73H204V75H205ZM210 72V71H209ZM225 72V71H224ZM227 72V71H226ZM240 72V71H239ZM41 73V72H40ZM44 74H46V71L45 72H43ZM83 73V72H82ZM84 73H86V72H84ZM88 73V72H87ZM128 73V72H127ZM181 73V72H180ZM198 73V72H197ZM220 73V72H219ZM43 74V75H44ZM72 74V73H71ZM73 74H74V72H73ZM89 74V73H88ZM106 74L108 75L109 74V72L106 70ZM146 74H147V72H146ZM157 74V73H156ZM155 74V75H156ZM164 74V73H163ZM166 74V73H165ZM164 74V75H165ZM169 74V73H168ZM182 74V73H181ZM182 74V75H183ZM55 75V74H54ZM61 75V74H60ZM66 75H67V72H66ZM100 75V74H99ZM101 75H104L105 76V74H101ZM106 75V76H107ZM132 75V74H131ZM162 75V74H161ZM163 75V76H164ZM167 75V74H166ZM172 75V74H171ZM170 75V76H171ZM190 75V74H189ZM211 75H214V73L213 74H211ZM231 75V74H230ZM229 75V76H230ZM58 76V75H57ZM71 76V75H70ZM95 76V75H94ZM93 76V77H94ZM134 76H136V75H134ZM152 76V75H151ZM206 77H207V74L205 75ZM44 77H46V76H44ZM92 77V76H91ZM103 77V76H102ZM108 77H110V76H108ZM185 77V76H184ZM214 77V76H213ZM218 77V76H217ZM221 77H223V76H221ZM232 77V76H231ZM39 78H40V76H39ZM42 78H43V76H42ZM73 77L71 76V78L70 79H72ZM75 78V77H74ZM87 78V77H86ZM96 78V77H95ZM125 78V77H124ZM153 78V77H152ZM161 78H163V77H161ZM175 78V77H174ZM197 78V77H196ZM199 78H201L200 76H199ZM215 78V77H214ZM229 79H230V77H228ZM236 78V77H235ZM52 79V78H51ZM137 79V78H136ZM181 79V78H180ZM188 79V78H187ZM198 79V78H197ZM204 79H205V77H204ZM211 79V78H210ZM224 79V78H223ZM222 79V80H223ZM54 80V79H53ZM125 80V79H124ZM144 80V79H143ZM148 80V79H147ZM153 80V79H152ZM155 80V79H154ZM167 80V79H166ZM185 80V79H184ZM183 80V82H185ZM206 80H209V78L208 79H206ZM57 81V80H56ZM71 81V80H70ZM91 81H93V79H91ZM99 81V80H98ZM193 81V80H192ZM201 81V80H200ZM214 81V80H213ZM226 80H224V82H225ZM44 82V81H43ZM53 82V81H52ZM86 82V81H85ZM168 82H171V80L170 81H168ZM176 82V81H175ZM174 82V83H175ZM207 82V81H206ZM209 83H210V80L208 81ZM211 82H212V79H211ZM227 82V81H226ZM229 82V81H228ZM231 82V81H230ZM84 83V82H83ZM88 83V82H87ZM131 83V82H130ZM152 83V82H151ZM162 83V82H161ZM214 83V82H213ZM217 83V82H216ZM38 84V83H37ZM36 84V85H37ZM44 84V83H43ZM72 84V83H71ZM74 84V83H73ZM90 84V83H89ZM155 84V83H154ZM192 84H194L193 82H192ZM201 84V83H200ZM200 84H199V86H200ZM203 84H204V82H203ZM212 84V83H211ZM215 84V83H214ZM214 84H212V85H214ZM46 85V84H45ZM76 85V84H75ZM137 85H138V82H137ZM146 85H147V83H146ZM172 85H174L173 84V82H172ZM198 85V84H197ZM208 85V84H207ZM74 86V85H73ZM81 86V85H80ZM85 86V85H84ZM113 86H114V84H113ZM151 86V85H150ZM156 86H157V83H156ZM159 86V85H158ZM163 86V85H162ZM195 86V85H194ZM193 86V87H194ZM198 86V87H199ZM209 86V85H208ZM76 87V86H75ZM105 87V86H104ZM115 87V86H114ZM148 87V86H147ZM164 87V91H166V93L169 91V90H171V89H169L168 91H167V89L168 88H166L165 86H163ZM170 87V86H169ZM176 87V86H175ZM186 87V86H185ZM192 87V86H191ZM210 87V86H209ZM213 87V86H212ZM263 86H260L259 88H262ZM41 88V87H40ZM39 88V89H40ZM79 88V87H78ZM144 88V87H143ZM146 88V87H145ZM158 88V87H157ZM180 88H181V86H180ZM195 88V87H194ZM205 88V87H204ZM215 88V87H214ZM246 88V87H245ZM66 89H67V86H66ZM71 89V88H70ZM103 89V88H102ZM123 89V88H122ZM141 89V88H140ZM162 89V87L160 88V90ZM174 89V88H173ZM172 89V90H173ZM185 89V88H184ZM198 89V88H197ZM199 89H201V87L199 88ZM206 89V88H205ZM207 89H209V88H207ZM244 89V88H243ZM242 89V90H243ZM37 90V89H36ZM45 90V89H44ZM76 90V89H75ZM78 90V89H77ZM99 90V89H98ZM100 90H101V87H100ZM103 90H105V89H103ZM125 90V89H124ZM129 90V89H128ZM188 89L186 88V91H187ZM202 90V89H201ZM259 90V89H258ZM262 90H264L263 88H262ZM69 92H70V90H68ZM79 91V90H78ZM112 91V90H111ZM115 91V90H114ZM130 91H131V89H130ZM139 91V90H138ZM150 91H152V90H150ZM203 91V90H202ZM214 91V90H213ZM55 92V91H54ZM73 91H71L70 93H72ZM94 92V91H93ZM100 92V91H99ZM101 92H102V90H101ZM113 92V91H112ZM140 92V91H139ZM142 92H143V90H142ZM193 92V91H192ZM196 92V91H195ZM243 92V91H242ZM261 92V91H260ZM57 93V92H56ZM56 93H54L55 95H57L58 93L59 94H61L60 92H59V90H58V93L56 94ZM64 92H62V94H63ZM111 93V92H110ZM117 93V92H116ZM121 93V92H120ZM169 93V92H168ZM173 93H175V94H177L176 92H174V90H173ZM198 93V92H197ZM30 94V93H29ZM59 94H58V96H59ZM61 94V95H62ZM128 94V93H127ZM126 94V95H127ZM156 94V93H155ZM154 94V95H155ZM171 94L172 93H170V97H165V95L163 94V93H161V92H159V93H157L156 95H155V98H154V100L157 102V103H159V104H161V106H159V109H160V107H161V109H160V111H165V112H167L168 111V103L169 102H173V101H179V98H175L174 96L175 95H173V96H171ZM250 94V93H249ZM248 94V95H249ZM256 94H259V93H256ZM53 95V94H52ZM74 95V94H73ZM85 95V94H84ZM117 95V94H116ZM121 95V94H120ZM151 95V94H150ZM177 95H180V94H177ZM187 95V94H186ZM199 95V94H198ZM247 95V97H246V99L248 100V102H250L251 103V101H250V99L251 98H248L249 96ZM58 96H57V98H58ZM63 96H64V94H63ZM87 96V95H86ZM104 96V95H103ZM143 96V95H142ZM153 96V95H152ZM60 97V96H59ZM66 97V96H65ZM72 96H70V98H71ZM87 97H89V96H87ZM90 97H92V96H90ZM117 97V96H116ZM121 97V96H120ZM145 97V96H144ZM154 97V96H153ZM194 97H195V95H194ZM64 98V97H63ZM98 98V97H97ZM103 98V97H102ZM102 98H100V99H102ZM106 98V97H105ZM123 98V97H122ZM126 98H128L127 96H126ZM126 98L124 99V100H126ZM245 98V97H244ZM34 99V98H33ZM61 99V98H60ZM66 99V98H65ZM64 99V100H65ZM69 99V98H68ZM139 100H141L142 101V98L141 97H139L138 98ZM263 99V98H262ZM112 100V99H111ZM118 100V99H117ZM148 100V99H147ZM188 100V99H187ZM60 101V100H59ZM66 101V100H65ZM69 101H71V100H69ZM68 101V102H69ZM73 101V100H72ZM74 101H77V99L75 98L74 99ZM80 101V100H79ZM130 101H131V99H130ZM145 101V100H144ZM144 101H143V103H144ZM190 101V100H189ZM62 102V101H61ZM67 102V101H66ZM185 102V101H184ZM223 102V101H222ZM228 102V101H227ZM263 102H264V99H263V101H260V103H258V104H261V105H263ZM60 103V102H59ZM58 103V104H59ZM98 103V102H97ZM131 103V102H130ZM137 103V102H136ZM146 103V102H145ZM152 103V102H151ZM212 103V102H211ZM219 103V102H218ZM81 104V103H80ZM88 104V103H87ZM103 104V103H102ZM117 104V103H116ZM171 104V103H170ZM174 104H176V102L174 103ZM199 104V103H198ZM201 104V103H200ZM210 104V103H209ZM224 104V102L222 103V105ZM226 104H229V103H226ZM61 105V104H60ZM63 105V104H62ZM93 105H96V104H93ZM133 105V104H132ZM137 105V104H136ZM142 105H144V104H142ZM154 105H155V103H154ZM173 105V104H172ZM171 105V106H172ZM80 106V105H79ZM86 107H87V105H85ZM89 106V105H88ZM92 106V105H91ZM99 106H101V105H99ZM98 106V107H99ZM145 106H147V108L149 109L150 108V104L149 105H145ZM149 106V107H148ZM165 106H167V108H165ZM174 106V105H173ZM178 106V105H177ZM56 107H57V105H56ZM63 107V106H62ZM66 107V106H65ZM70 107H71V105H70ZM93 107H95V106H93ZM97 107V108H98ZM113 107V106H112ZM155 107V106H154ZM214 107H215V105H214ZM219 107V106H218ZM221 107V106H220ZM218 108V109H221V108ZM224 107V106H223ZM226 107V106H225ZM64 108V107H63ZM76 108V107H75ZM79 108V107H78ZM91 108V107H90ZM102 108V107H101ZM114 108V107H113ZM120 108H122V107H120ZM124 108V107H123ZM146 108V109H147ZM156 109H157V107H155ZM176 108V107H175ZM198 108V107H197ZM217 108V107H216ZM237 108V107H236ZM56 109V108H55ZM58 109V108H57ZM94 109V108H93ZM108 109V108H107ZM111 109V108H110ZM135 109H136V107H135ZM145 109V108H144ZM158 109V110H159ZM63 110V109H62ZM69 110V109H68ZM104 110V109H103ZM112 110V109H111ZM151 110H152V108H151ZM150 110V111H151ZM177 110H179V109H177ZM212 110H214V109H212ZM238 110V109H237ZM247 110V109H246ZM249 110V109H248ZM77 111V110H76ZM85 111V110H84ZM94 111H96V110H94ZM102 111V110H101ZM108 111H109V109H108ZM114 111V110H113ZM112 111V112H113ZM129 111V110H128ZM153 111V110H152ZM172 111V110H171ZM185 111V110H184ZM193 111H195V110H193ZM71 112V111H70ZM82 112V111H81ZM80 112V113H81ZM105 112V111H104ZM110 112V111H109ZM115 112H116V110H115ZM140 112V111H139ZM138 112V113H139ZM147 112V111H146ZM179 112H180V110H179ZM178 112V113H179ZM199 112H200V110H199ZM235 112V111H234ZM93 113V112H92ZM92 113L90 114L89 113V115H88V117H85V118H87L86 119V121H87V124L88 123H93V121L94 120H96L94 117H93V115H92ZM118 113V112H117ZM124 113V112H123ZM122 113V114H123ZM125 113H127V112H125ZM155 113V112H154ZM153 113V114H154ZM157 113H160L159 111L157 112ZM174 113V112H173ZM187 113L188 114H190L188 111H187ZM191 113H192V111H191ZM197 113V112H196ZM201 113V112H200ZM227 113H229V112H227ZM243 113V112H242ZM242 113H240V114H242ZM253 113H255V111H253ZM78 114V113H77ZM87 114V113H86ZM107 114V113H106ZM132 114V113H131ZM141 114V113H140ZM144 114V113H143ZM142 114V115H143ZM187 114V115H188ZM216 114V113H215ZM218 114V113H217ZM232 114V113H231ZM230 114V115H231ZM244 114V113H243ZM248 114V113H247ZM257 114V113H256ZM54 116H55V114H53ZM62 115V114H61ZM70 115V114H69ZM83 115V117H84V114H82ZM100 116H101V114H99ZM98 115V116H99ZM103 115V114H102ZM108 115V114H107ZM113 115V114H112ZM157 115V114H156ZM185 115V114H184ZM214 115V114H213ZM219 115H222V114H219ZM233 115V114H232ZM235 115H236V113H235ZM249 115V117L250 118H252V119H254V118H256V116H253V115H250V114H248ZM255 115V114H254ZM60 116V115H59ZM65 116V115H64ZM115 116V115H114ZM132 116V115H131ZM155 116V115H154ZM166 116H168V115H166ZM172 116V115H171ZM177 116V115H176ZM189 116V115H188ZM192 116H193V114H192ZM198 116V115H197ZM203 116V115H202ZM212 116V115H211ZM216 116H218V115H216ZM223 116H224V114H223ZM228 116V115H227ZM244 116H246L245 114H244ZM75 117V116H74ZM82 117V118H83ZM110 117V116H109ZM124 117H126V116H124ZM130 117V116H129ZM144 117V116H143ZM157 117H159V116H157ZM165 117V116H164ZM181 117V116H180ZM190 118H191V116H189ZM205 117V116H204ZM225 117V116H224ZM232 117V116H231ZM231 117H228V118H231ZM258 117V116H257ZM177 118V117H176ZM186 119L188 118V117H185ZM196 118V117H195ZM201 118V117H200ZM233 118V117H232ZM234 118H236V117H234ZM234 118H233V120H234ZM48 119V118H47ZM51 119V118H50ZM56 119V118H55ZM55 119H53L52 121H54ZM60 119V118H59ZM77 119H78V117H77ZM106 119H107V117H106ZM120 119V118H119ZM122 119V118H121ZM143 119V118H142ZM155 119V118H154ZM153 119V120H154ZM167 119H168V117H167ZM174 119L175 118H171L170 119V122L169 123H173L174 122ZM179 119V118H178ZM182 119V118H181ZM184 119V118H183ZM192 119H193V117H192ZM208 119H210L209 117H208ZM211 119H213V118H211ZM210 119V120H211ZM245 119H247V118H245ZM251 119V120H252ZM261 119V118H260ZM66 120V119H65ZM70 120V119H69ZM79 120V119H78ZM82 119H80V121H81ZM85 120V119H84ZM93 120V121H92ZM125 120V119H124ZM133 120V119H132ZM169 120V119H168ZM177 120V119H176ZM180 120V119H179ZM187 120H189V118L187 119ZM194 120V119H193ZM219 120V119H218ZM223 120H226V118L225 119H223ZM223 120H222V122H223ZM250 120V119H249ZM64 121V120H63ZM83 121V120H82ZM81 121V122H82ZM92 121V122H91ZM97 121H99L100 122V125L102 126H105V122L104 121H102V120H97ZM113 121H115V120H113ZM135 121V120H134ZM147 121V120H146ZM155 121V120H154ZM159 121V119L156 121V122H158ZM181 121V120H180ZM185 121V120H184ZM201 121V120H200ZM214 121H215V118H214ZM221 121V120H220ZM230 121V120H229ZM237 121V120H236ZM51 122V121H50ZM56 122H59V121H56ZM78 122V121H77ZM80 122V123H81ZM129 122V121H128ZM139 122V121H138ZM144 123H145V121H143ZM151 122V121H150ZM160 122V121H159ZM167 122V121H166ZM178 122V121H177ZM186 122V121H185ZM190 122V121H189ZM188 122V123H189ZM199 122V121H198ZM61 122H59V124H60ZM79 123V122H78ZM83 124L85 123V122H82ZM168 123V122H167ZM182 123V122H181ZM187 123V124H188ZM211 123V122H210ZM221 122H219L218 124H220ZM229 123V122H228ZM234 123V122H233ZM239 123V122H238ZM83 124H80V125H83ZM86 124V125H87ZM94 124V123H93ZM111 124V123H110ZM125 124V123H124ZM129 124H131V123H129ZM140 124V123H139ZM148 124V123H147ZM161 124V123H160ZM164 124V123H163ZM193 124H195V123H193ZM197 124H199V123H197ZM202 124V123H201ZM200 124V125H201ZM212 124H213V122H212ZM222 124V123H221ZM224 124V123H223ZM44 125H45V127H44ZM127 125V124H126ZM162 125V124H161ZM177 125V124H176ZM185 125V124H184ZM214 125V124H213ZM226 125H227V122H226ZM232 125H234V124H232ZM92 126H94V125H92ZM123 125H121V127H122ZM148 126V125H147ZM169 126V125H168ZM227 126H230V124L229 125H227ZM78 127V126H77ZM120 127V128H121ZM126 127V126H125ZM129 127V126H128ZM151 127V126H150ZM153 127V126H152ZM159 127V126H158ZM163 127V126H162ZM178 127V126H177ZM179 127H181L180 125H179ZM195 127V126H194ZM206 127H208V125L206 126ZM205 127V128H206ZM210 127V126H209ZM208 127V129H210ZM214 127V126H213ZM232 127V126H231ZM72 128V127H71ZM88 128V127H87ZM86 128V129H87ZM98 128H99V126H98ZM113 128V127H112ZM161 128V127H160ZM183 128V127H182ZM190 128V127H189ZM199 128H202V127H199ZM205 128H203V130L205 129ZM235 128V127H234ZM45 130V132L44 131H41L42 132V137L41 138H39V139H37V141H36V139L34 140L33 138L35 137V136H32V134H31V131L32 130ZM67 129V128H66ZM68 129H69V127H68ZM67 129V130H68ZM73 129V128H72ZM78 129V128H77ZM88 129H90V126H89V128ZM91 129H93V128H91ZM137 129V128H136ZM154 130H155V127L153 128ZM157 129V128H156ZM163 129V128H162ZM181 129V128H180ZM184 129H185V127H184ZM194 129H196V128H194ZM220 129V128H219ZM63 130V129H62ZM79 130V129H78ZM84 130V129H83ZM95 130V129H94ZM99 129H97V131H98ZM126 130H127V128H126ZM130 130H131V127H130ZM135 130V129H134ZM141 130V129H140ZM152 130V129H151ZM178 130V129H177ZM187 130V129H186ZM186 130H184V131H186ZM190 130H192L191 128H190ZM200 130V129H199ZM211 130V129H210ZM209 130V131H210ZM72 131V130H71ZM79 131H81V130H79ZM89 132H90V130H88ZM96 131V130H95ZM111 131V130H110ZM145 131V130H144ZM162 131V130H161ZM168 131V130H167ZM75 131H73V133H74ZM124 132V131H123ZM126 132V131H125ZM125 132H124V134H125ZM133 131L131 130V133H132ZM141 132V131H140ZM143 132V131H142ZM148 132V131H147ZM176 132V131H175ZM179 132V131H178ZM182 132V129H181V131H180V133ZM189 132V131H188ZM211 132V131H210ZM217 132V131H216ZM219 132V131H218ZM76 133V132H75ZM81 133V132H80ZM106 133V132H105ZM134 133V132H133ZM163 133V132H162ZM183 133V132H182ZM202 133H204L203 131H202ZM221 133V132H220ZM41 134V133H40ZM65 134H66V132H65ZM64 134V135H65ZM78 134H79V132H78ZM77 134V135H78ZM82 134V133H81ZM122 134V133H121ZM136 134V133H135ZM146 134V133H145ZM154 134H156L155 132H154ZM158 134V133H157ZM179 134V133H178ZM196 134H198V133H196ZM201 133H199V135H200ZM217 134V133H216ZM219 134V133H218ZM217 134V135H218ZM245 134L246 133H244V132H242V133H240V134H238L237 136L238 137H240V138H243L244 136H245ZM37 136L39 135V133L38 134H36ZM76 135V134H75ZM80 135V134H79ZM87 135V134H86ZM98 135V134H97ZM127 135V134H126ZM142 135V134H141ZM210 135V134H209ZM226 135V134H225ZM249 135V134H248ZM70 136H72V135H70ZM81 136V135H80ZM85 136V135H84ZM120 136V135H119ZM130 137V135L128 134L126 137ZM144 136H146V135H144ZM184 136H186L187 138L189 137L188 135H184ZM201 136H203L204 137V134L202 135L201 134ZM211 136V135H210ZM216 136V135H215ZM222 136H224V135H222ZM78 136H76V138H77ZM121 137V136H120ZM124 137V136H123ZM123 137H121V138H123ZM167 137V136H166ZM197 137H198V135H197ZM245 137H247V136H245ZM249 137H250V135H249ZM52 138H54L53 140H54V148H51L50 146H48V145H46V142L47 141H49L50 140V143H51V141H53L52 140ZM57 138H58V140H57ZM67 138V137H66ZM65 138V139H66ZM80 138V137H79ZM79 138H78V141H79ZM94 138V137H93ZM121 138H120V140H121ZM133 138V137H132ZM138 138V137H137ZM136 138V139H137ZM148 138V137H147ZM153 138V137H152ZM155 138V137H154ZM169 138V137H168ZM178 138V137H177ZM81 139V138H80ZM90 139H92V138H90ZM90 139H88V140H90ZM101 139V138H100ZM128 139H130V138H128ZM135 139V140H136ZM174 139V138H173ZM183 139V138H182ZM205 139H206V137H205ZM218 139H220V138H218ZM227 139V138H226ZM232 139V138H231ZM247 139V138H246ZM82 140V139H81ZM83 140H85V139H83ZM87 140V139H86ZM93 140V139H92ZM97 140V139H96ZM123 140V139H122ZM127 140V139H126ZM133 140V139H132ZM142 140V139H141ZM149 140V139H148ZM175 140V139H174ZM178 140V139H177ZM176 140V141H177ZM189 140V139H188ZM214 140V139H213ZM216 140V139H215ZM221 140H222V138H221ZM76 141V140H75ZM91 141V140H90ZM89 141V142H90ZM147 141V140H146ZM153 141H155V140H153ZM218 141V140H217ZM216 141V142H217ZM224 141V140H223ZM222 141V142H223ZM233 141V140H232ZM60 142V143H59ZM81 142V141H80ZM79 142V143H80ZM83 142V141H82ZM86 142V141H85ZM88 142V141H87ZM87 142H86V144H87ZM94 142H95V139H94ZM110 142V141H109ZM113 142V141H112ZM115 142V141H114ZM117 142H118V140H117ZM141 142H143V141H141ZM145 142V141H144ZM164 142V141H163ZM167 142V141H166ZM183 142V141H182ZM235 142V141H234ZM53 143V142H52ZM58 143H59V145H58ZM125 143H126V141H125ZM132 143V142H131ZM150 143H151V141H150ZM155 143V142H154ZM172 143V142H171ZM177 143V142H176ZM184 143V142H183ZM189 143V142H188ZM194 143H196V142H194ZM228 144H230L231 145V143H229V142H227ZM238 143V142H237ZM240 143H242V142H240ZM109 144V143H108ZM143 144V143H142ZM141 144V145H142ZM168 144V143H167ZM174 144V143H173ZM224 144H226V143H224ZM80 145V144H79ZM85 145V144H84ZM88 145H89V143H88ZM91 145V144H90ZM93 145V144H92ZM95 145V144H94ZM98 145V144H97ZM101 145V144H100ZM129 145V144H128ZM151 145H152V143H151ZM187 145V144H186ZM197 145V144H196ZM201 145H202V143H201ZM210 145V144H209ZM208 145V146H209ZM86 146V145H85ZM96 146V145H95ZM104 146V145H103ZM110 147H111V145H109ZM161 146H162V144H161ZM161 146H158V147H161ZM168 146V145H167ZM173 146H175V145H173ZM177 147H179L178 145H176ZM199 146H200V144H199ZM215 146V145H214ZM222 146V145H221ZM225 146V145H224ZM227 146V145H226ZM225 146V147H226ZM238 146V145H237ZM240 146V145H239ZM87 147V146H86ZM91 147V146H90ZM102 147V146H101ZM107 147V146H106ZM118 147V146H117ZM135 147V146H134ZM133 147V148H134ZM147 147V146H146ZM155 147H157V146H155ZM154 147V149H156ZM210 147V146H209ZM212 147V146H211ZM210 147V148H211ZM92 148V147H91ZM98 148H99V145H98ZM109 148V147H108ZM132 148V147H131ZM133 148H132V150H133ZM136 148V147H135ZM138 148V147H137ZM174 148V147H173ZM191 148V147H190ZM214 148V147H213ZM221 148V147H220ZM104 149H105V147H104ZM110 149V148H109ZM144 149V148H143ZM172 149V148H171ZM223 149V148H222ZM226 149H229V148H226ZM225 149V150H226ZM260 149V148H259ZM138 150V149H137ZM145 150V149H144ZM150 150H152V149H150ZM174 150V149H173ZM192 150V149H191ZM206 150V149H205ZM230 150H232V149H230ZM262 150V149H261ZM31 151H33L32 153H31ZM98 151V150H97ZM96 151V152H97ZM107 151V150H106ZM131 151V150H130ZM136 151V150H135ZM134 151V152H135ZM187 150H186V148H184V147H182L181 148V146H180V148L177 150V152L178 153H183V152H186ZM257 151V150H256ZM89 152H91V151H89ZM92 152L94 153V151L92 150ZM91 152V153H92ZM95 152V153H96ZM103 154H104V152H103V150L101 151ZM110 152V151H109ZM119 152H121V150L119 151ZM142 152V151H141ZM162 152V151H161ZM167 152V151H166ZM166 152H164V153H166ZM189 152V151H188ZM198 152V151H197ZM222 152H223V150H222ZM140 153V152H139ZM144 153V152H143ZM163 153V152H162ZM175 153V152H174ZM177 153V154H178ZM194 153V152H193ZM90 154V153H89ZM102 154V155H103ZM138 154V153H137ZM149 154V153H148ZM153 153H151V155H152ZM161 154V153H160ZM184 154V153H183ZM189 154V153H188ZM197 153H195V155H196ZM91 155H93V154H91ZM97 155H99V154H97ZM106 155V154H105ZM121 155V154H120ZM165 155V154H164ZM200 155H201V153H200ZM228 155H231V154H228ZM234 155V154H233ZM94 156V155H93ZM107 156V155H106ZM109 156V155H108ZM143 156H145V155H143ZM169 156H171V155H169ZM180 156V155H179ZM182 156V155H181ZM197 156H198V154H197ZM205 156V155H204ZM211 156V155H210ZM227 156V155H226ZM90 157V156H89ZM98 157H100V155L98 156ZM112 157V156H111ZM136 157V156H135ZM134 157V158H135ZM161 157H163V156H161ZM196 157V156H195ZM199 158L201 157V156H198ZM203 157V156H202ZM232 157V156H231ZM93 157H91V159H92ZM105 158V157H104ZM125 158V157H124ZM156 158V157H155ZM158 158V157H157ZM175 158V157H174ZM197 158V157H196ZM222 158V157H221ZM235 158V157H234ZM234 158H231V159H234ZM260 158V157H259ZM91 159H89V160H91ZM99 159H101V158H98V160ZM130 159V158H129ZM142 159V158H141ZM145 159V158H144ZM170 159V158H169ZM168 159V160H169ZM173 159V158H172ZM263 159V158H262ZM109 160V159H108ZM124 160V159H123ZM162 160V159H161ZM194 160H196L195 158H194ZM250 160V159H249ZM49 161H56V166L52 169V170H47V169H45L44 167H43V165L45 164H48L47 162H49ZM119 161H121V160H119ZM136 161V160H135ZM138 161V160H137ZM225 161V160H224ZM89 162V163H88ZM93 162H94V160H93ZM92 162V163H93ZM96 162V161H95ZM100 162V161H99ZM109 162H111V161H109ZM113 162V161H112ZM159 162V161H158ZM169 162V161H168ZM236 162V161H235ZM262 162V161H261ZM119 163V162H118ZM227 163V162H226ZM50 164V163H49ZM98 164V163H97ZM102 164V163H101ZM113 164V163H112ZM124 164V163H123ZM166 164V163H165ZM180 165H181V163H179ZM255 164V163H254ZM260 164V163H259ZM118 165V164H117ZM119 165H120V163H119ZM127 165V164H126ZM130 165V164H129ZM168 165V164H167ZM262 165V164H261ZM260 165V166H261ZM50 166V165H49ZM79 166H83L84 168H85V172H82L81 170H80V167ZM114 166V165H113ZM116 166V165H115ZM122 166V165H121ZM147 166V165H146ZM145 166V167H146ZM173 166V165H172ZM249 166V165H248ZM98 167V166H97ZM119 167V166H118ZM180 167V166H179ZM182 167V166H181ZM214 167H215V165H214ZM102 168V167H101ZM123 168V167H122ZM198 168V167H197ZM209 168H212V167H209ZM248 168V167H247ZM253 168H255V167H253ZM35 169H40L41 171H44V172H42V174H41V176L39 177V178H37V179H31V176H30V173L32 172V171H34ZM83 169V168H82ZM107 169V168H106ZM112 169V168H111ZM156 169H158V168H156ZM184 169V168H183ZM206 169V168H205ZM223 169V168H222ZM242 169H246L245 168V166H244V168H242ZM241 169V170H242ZM251 169H252V166H251ZM260 169V168H259ZM130 170V169H129ZM133 170H135V169H133ZM210 170V169H209ZM214 170V169H213ZM217 170H219V168H217ZM231 170H233V169H231ZM241 170H239V171H241ZM247 170V169H246ZM261 170V169H260ZM262 170H264V166L262 165ZM107 171V170H106ZM118 171V170H117ZM116 170H115V172H117ZM156 171V170H155ZM180 171V170H179ZM199 171H201V170H199ZM208 170H206V172H207ZM223 171V170H222ZM221 171V172H222ZM234 171H236V170H234ZM251 171V170H250ZM97 172L99 173V174H101L100 176H103L104 175V171L101 169L100 170V168H98L97 169ZM121 172V171H120ZM133 172V171H132ZM131 172V173H132ZM195 172V171H194ZM220 172V173H221ZM231 172V171H230ZM229 172V173H230ZM258 172V171H257ZM261 172V171H260ZM128 173H130V172H128ZM127 173V174H128ZM188 173V172H187ZM205 173V172H204ZM212 173V172H211ZM224 173V172H223ZM222 173V174H223ZM228 173V172H227ZM248 173V172H247ZM256 173V172H255ZM262 173V172H261ZM65 174V173H64ZM94 174H96V173H94ZM106 174V173H105ZM112 174V173H111ZM147 174H148V172H147ZM170 174V173H169ZM184 174V173H183ZM197 174H199V173H197ZM217 174V173H216ZM219 174V173H218ZM225 174V173H224ZM234 174H235V172H234ZM252 174V173H251ZM108 175H110V174H108ZM107 175V176H108ZM124 175V174H123ZM130 175V174H129ZM149 175V174H148ZM156 175V174H155ZM166 175V174H165ZM172 175V174H171ZM188 175V174H187ZM196 175V174H195ZM203 175H205V174H203ZM202 175V176H203ZM207 175V174H206ZM206 175H205V177H206ZM215 175V174H214ZM227 174H225V176H226ZM232 175H233V173H232ZM231 175V176H232ZM248 175V174H247ZM254 175V174H253ZM252 175V176H253ZM258 175H259V173H258ZM92 176V175H91ZM111 176H113V174L111 175ZM111 176H110V178H111ZM115 176V175H114ZM128 176V175H127ZM138 176H140V175H138ZM180 176V175H179ZM194 176V175H193ZM197 176V175H196ZM201 176V175H200ZM201 176V177H202ZM209 176V175H208ZM228 176V175H227ZM236 176V175H235ZM239 176H240V174H239ZM244 176L245 175H243V178H244ZM249 176H250V174H249ZM255 176V175H254ZM66 177V176H65ZM64 177V178H65ZM134 177V176H133ZM144 177V176H143ZM143 177H141L142 179H143ZM170 177V176H169ZM169 177H168V175H167V178L169 179ZM178 177V176H177ZM185 177V176H184ZM190 177H192V176H190ZM204 177V176H203ZM213 177V176H212ZM215 177V176H214ZM219 177V176H218ZM241 177H242V175H241ZM63 178V177H62ZM67 178V179H68ZM98 178H100L101 179V177H98ZM110 178H107V179H110ZM122 178V177H121ZM128 178V177H127ZM131 178V177H130ZM140 178V177H139ZM147 178V177H146ZM151 178V177H150ZM171 178V177H170ZM180 178H181V176H180ZM182 178H183V176H182ZM181 178V179H182ZM193 178V177H192ZM195 178V177H194ZM208 178V177H207ZM220 178V177H219ZM235 178V177H234ZM251 178V177H250ZM91 179V178H90ZM89 179V180H90ZM93 179V178H92ZM103 179L105 180V178H104V176H103ZM118 179V178H117ZM126 179V178H125ZM155 179H156V177H155ZM160 179V178H159ZM162 179V178H161ZM160 179V180H161ZM163 179H165V177L163 178ZM167 179V181H170V180H168ZM172 179H174L173 177H172ZM171 179V180H172ZM179 178H177V180H178ZM187 179H189L188 177H187ZM186 179V180H187ZM198 179V178H197ZM203 179V178H202ZM210 179V178H209ZM216 179V178H215ZM221 179H222V177H221ZM230 179V178H229ZM231 179H233V177L231 178ZM253 179V178H252ZM256 179V178H255ZM260 179V178H259ZM123 180V179H122ZM140 180V179H139ZM185 180V181H186ZM206 180V179H205ZM223 181L225 180V179H222ZM226 180H228V179H226ZM244 180V179H243ZM249 180H251V179H249ZM257 180V179H256ZM106 181V180H105ZM105 181H102L99 185H98V187H102L103 186V182H105ZM135 181H136V179H135ZM151 181V180H150ZM183 181H184V179H183ZM183 181H181V182H183ZM189 181V180H188ZM191 181V180H190ZM198 181V180H197ZM201 181V180H200ZM200 181H198V182H200ZM203 181V180H202ZM208 181V180H207ZM253 181H255L254 179H253ZM68 182V181H67ZM98 182V181H97ZM115 182V181H114ZM122 182V181H121ZM120 182V183H121ZM129 182V181H128ZM131 182V181H130ZM141 182V181H140ZM155 182V181H154ZM162 182V181H161ZM164 182V181H163ZM162 182V183H163ZM195 182V181H194ZM194 182H193V184H194ZM217 182V181H216ZM219 182V181H218ZM243 182V181H242ZM250 182V181H249ZM90 183V182H89ZM91 183H92V181H91ZM108 183V182H107ZM110 183V182H109ZM126 183V182H125ZM124 183V184H125ZM158 183V182H157ZM156 182H155V184H157ZM184 183V182H183ZM186 183H187V181H186ZM201 183V182H200ZM206 183V182H205ZM226 183V182H225ZM229 183H230V180H229ZM232 183V182H231ZM233 183H234V181H233ZM235 183H237V182H235ZM259 183V182H258ZM258 183H257V185H258ZM71 184V183H70ZM98 184V183H97ZM106 184V183H105ZM110 184H112V183H110ZM131 184H132V182H131ZM150 184V183H149ZM160 184V183H159ZM172 184V183H171ZM175 184V183H174ZM177 184V183H176ZM175 184V185H176ZM178 184H179V182H178ZM182 184V183H181ZM189 184H192V182L191 183H189ZM216 184V183H215ZM261 184H262V182H261ZM60 185H61V183H60ZM64 185V184H63ZM69 185V184H68ZM116 185H117V183H116ZM133 185V184H132ZM137 186H138V184H136ZM140 185V184H139ZM162 185V184H161ZM165 185V184H164ZM184 185V184H183ZM186 185V184H185ZM205 185V184H204ZM226 185V184H225ZM248 185V184H247ZM109 186V184L106 186V187H108ZM113 186H115V185H113ZM118 186H119V184H118ZM120 186H122V185H120ZM125 186V185H124ZM129 186V185H128ZM155 186V185H154ZM167 186V185H166ZM171 186V185H170ZM198 186H200V185H198ZM205 186H207V185H205ZM245 186V185H244ZM253 186H254V184H253ZM256 186V185H255ZM261 186V185H260ZM69 187V186H68ZM105 187V188H106ZM110 187H111V185H110ZM123 187V186H122ZM132 187V186H131ZM142 187V186H141ZM144 187V186H143ZM146 187V186H145ZM182 187V186H181ZM181 187L179 186L178 188H180V190H181ZM184 187V186H183ZM188 187V186H187ZM195 187V186H194ZM193 187V188H194ZM203 187V186H202ZM248 187V186H247ZM258 187V186H257ZM63 188H65V187H63ZM76 188V187H75ZM104 188V189H105ZM116 188V187H115ZM125 188V187H124ZM127 188V187H126ZM137 188V187H136ZM151 188H153V185H152V187ZM160 188H162L161 186H160ZM170 188H172V187H170ZM186 188V187H185ZM191 188V187H190ZM198 188V187H197ZM206 188V187H205ZM217 188V187H216ZM239 188V187H238ZM104 189H102V192H104L103 190ZM120 189V188H119ZM123 189V188H122ZM135 189V188H134ZM143 189V188H142ZM149 189V188H148ZM154 189H155V187H154ZM167 189V188H166ZM173 189H174V187H173ZM183 189V188H182ZM201 189V188H200ZM67 190V189H66ZM94 190V189H93ZM106 190V189H105ZM108 191H109V189H107ZM110 190H112V189H110ZM140 190V189H139ZM144 190V189H143ZM158 190V189H157ZM169 190V189H168ZM175 190V189H174ZM178 190V189H177ZM190 190V189H189ZM195 190H196V188H195ZM207 190V189H206ZM212 190H214V189H212ZM218 190V189H217ZM234 190V189H233ZM232 190V191H233ZM240 190V189H239ZM238 190V191H239ZM244 190V189H243ZM69 191V190H68ZM72 191V190H71ZM95 191H97V190H95ZM100 191V190H99ZM113 191V190H112ZM119 191V190H118ZM123 191H125V190H123ZM132 191V190H131ZM145 191H146V189H145ZM144 191V192H145ZM147 191H149V190H147ZM153 191V190H152ZM160 191H161V189H160ZM159 190L157 191V194H159L158 192H160ZM163 191V190H162ZM183 191V190H182ZM216 191V190H215ZM238 191H236V192H238ZM246 191V190H245ZM244 191V192H245ZM60 192V191H59ZM58 192V193H59ZM110 192V191H109ZM130 192V191H129ZM136 192H137V190H136ZM172 192H174L173 190H172ZM247 192V191H246ZM64 193V192H63ZM75 193V194H76ZM112 193V192H111ZM127 193V192H126ZM150 193V192H149ZM163 193V192H162ZM176 193V192H175ZM183 193V192H182ZM226 193H228V192H226ZM235 193V192H234ZM240 193H241V191H240ZM242 193H243V191H242ZM61 194H62V192H61ZM65 194V193H64ZM104 194V193H103ZM114 194V193H113ZM118 194V193H117ZM129 194V193H128ZM133 194V193H132ZM140 194H142V193H140ZM144 194V193H143ZM154 194V193H153ZM153 194H151L150 193V195H151V197H152V195ZM179 194V193H178ZM191 194V193H190ZM210 194V193H209ZM216 194V193H215ZM217 194H219V193H217ZM230 194H231V192H230ZM239 194V193H238ZM243 194H245V193H243ZM259 194V193H258ZM59 195H60V193H59ZM66 195V194H65ZM69 195H70V197H69ZM69 195H67L66 196V199L67 200H64V201H59L60 202V204L62 203H66V202H68V201H70V203L74 200V198H73V195L74 194H69ZM106 195V194H105ZM131 195V194H130ZM147 196H148V194H146ZM149 195V196H150ZM155 195V194H154ZM171 195V194H170ZM173 195H174V193H173ZM180 195V194H179ZM185 195V194H184ZM184 195H183V197H184ZM187 195V194H186ZM189 195V194H188ZM64 196V195H63ZM99 196V195H98ZM101 196V195H100ZM108 196H110V195H108ZM111 196H112V194H111ZM116 196V195H115ZM158 196V195H157ZM167 196V195H166ZM169 196V195H168ZM167 196V197H168ZM177 196V195H176ZM182 196V195H181ZM180 196V197H181ZM190 196H192V195H190ZM245 196H246V194H245ZM252 196V195H251ZM256 196V195H255ZM68 197H69V199H68ZM91 197V196H90ZM92 197H94V196H92ZM120 197H121V195H120ZM124 196L122 195V198H123ZM138 197H139V195H138ZM160 197H162V196H160ZM165 197V196H164ZM164 197H163V200H164ZM170 197V196H169ZM193 197V196H192ZM200 197V196H199ZM199 197H197V198H199ZM249 197V196H248ZM60 199H62L63 197H59ZM70 198H72V199H70ZM77 198V197H76ZM99 198V197H98ZM116 198H117V196H116ZM121 198V199H122ZM131 198H133V197H131ZM141 198H142V201H145V200H147L146 198H143V196H141ZM148 198V197H147ZM166 198V197H165ZM173 198V197H172ZM171 198V199H172ZM175 198V197H174ZM189 198V197H188ZM201 198V197H200ZM243 198V197H242ZM65 199V198H64ZM79 199V198H78ZM94 199V198H93ZM96 199V198H95ZM104 199V198H103ZM124 199V198H123ZM136 199V198H135ZM143 199H145V200H143ZM150 199V198H149ZM155 199H158V198H156V195H155ZM191 199H193V198H191ZM190 198H189V201L191 200ZM195 199V198H194ZM209 199V198H208ZM220 199V198H219ZM262 199H263V197H262ZM111 200V199H110ZM138 200V199H137ZM141 200V199H140ZM168 200V199H167ZM184 200H186V197H185V199ZM200 200V199H199ZM91 201V200H90ZM102 201V200H101ZM117 201V200H116ZM118 201H121V200H118ZM128 201V200H127ZM135 201V200H134ZM158 201V200H157ZM165 201V200H164ZM169 202H170V200H168ZM176 201V200H175ZM182 201V200H181ZM196 202L198 201L197 199L195 200ZM74 202V201H73ZM72 202V203H73ZM98 202V201H97ZM132 202V201H131ZM149 202H151L150 200H149ZM148 202V203H149ZM155 202V201H154ZM154 202H152V203H154ZM166 202V201H165ZM180 202V201H179ZM183 202V201H182ZM199 202H201V201H199ZM198 202V203H199ZM232 202H233V200H232ZM87 203V202H86ZM95 203V202H94ZM124 203V202H123ZM126 203V202H125ZM134 203V202H133ZM137 203V202H136ZM144 203V202H143ZM147 203V204H148ZM177 203V202H176ZM185 203V202H184ZM193 203H194V201H193ZM59 204V203H58ZM81 204V203H80ZM90 204V203H89ZM105 204V203H104ZM114 204V203H113ZM155 204V203H154ZM153 204V205H154ZM163 204V203H162ZM171 204V203H170ZM178 204V203H177ZM182 205H183V203H181ZM197 203H195V205H196ZM243 204V203H242ZM94 205V204H93ZM97 205H99V204H97ZM122 205H125V204H122ZM140 205V204H139ZM142 205V204H141ZM158 205V204H157ZM167 205V204H166ZM187 205H188V203H187ZM190 205H191V202H190ZM189 205V206H190ZM193 205V204H192ZM192 205L190 206L191 208H192ZM199 205V208H201L202 206H200L201 205V203L200 204H198ZM219 205V204H218ZM58 206V205H57ZM91 206V205H90ZM101 206H103L102 204H101ZM135 206H137V205H135ZM152 206V205H151ZM150 206V207H151ZM159 206V205H158ZM180 206V205H179ZM194 206V205H193ZM220 206V205H219ZM61 207H63V206H61ZM66 207V206H65ZM81 207V206H80ZM79 207V208H80ZM93 207V206H92ZM109 207H111V206H109ZM119 207V206H118ZM124 207V206H123ZM128 207V206H127ZM133 207V206H132ZM154 207H156V205L154 206ZM163 207H165L164 205H163ZM178 207V206H177ZM184 207V206H183ZM189 207V208H190ZM231 207V206H230ZM253 207V206H252ZM89 208V207H88ZM95 208V207H94ZM93 208V209H94ZM104 208V207H103ZM125 208V207H124ZM124 208H120V210L121 209H124ZM146 208V207H145ZM152 208V207H151ZM197 208V207H196ZM220 208V207H219ZM64 209V208H63ZM75 209V208H74ZM89 209H91V208H89ZM92 209V210H93ZM98 209H100V208H98ZM127 209H129V207L127 208ZM131 209V208H130ZM137 209H139L138 207H137ZM154 209V208H153ZM159 209H161V207L159 208ZM166 209H168V208H166L165 207V210H164V212L166 211ZM170 209V208H169ZM178 209H182V208H178ZM185 209V208H184ZM188 209V208H187ZM186 209V210H187ZM202 209V208H201ZM221 209V208H220ZM224 209V208H223ZM70 210H72V209H70ZM78 210V209H77ZM104 210V209H103ZM119 210V211H120ZM174 210V209H173ZM172 210V211H173ZM197 210V209H196ZM196 210H194L195 212H196ZM226 210V209H225ZM66 211V210H65ZM74 211H76V210H74ZM73 211V212H74ZM81 211V210H80ZM87 211H90V210H87ZM86 211V212H87ZM101 211V210H100ZM108 211H109V209H108ZM117 211V210H116ZM118 211V212H119ZM126 211V210H125ZM124 211V212H125ZM133 211H135V210H133ZM139 211V210H138ZM138 211H136V212H138ZM142 211V210H141ZM175 211H176V209H175ZM180 211H182V210H180ZM198 211V210H197ZM201 211V210H200ZM202 211H204L205 212V210H202ZM229 211V210H228ZM251 211H253V210H251ZM67 212V214L69 213V211H66ZM102 212V211H101ZM113 212V211H112ZM142 212H144V211H142ZM148 212V211H147ZM161 212V211H160ZM171 212V211H170ZM87 213H89V212H87ZM86 213V214H87ZM103 213V212H102ZM117 213V212H116ZM123 213V212H122ZM122 213H121V215H122ZM153 213H155L154 211H153ZM172 213V212H171ZM174 214H175V212H173ZM172 213V214H173ZM179 213H181V212H179ZM185 213V212H184ZM73 214V213H72ZM78 214V213H77ZM83 214H85V213H83ZM104 214V213H103ZM118 214V213H117ZM127 214H128V212H127ZM138 214H140V213H138ZM146 214V213H145ZM183 214V213H182ZM197 214V213H196ZM76 215V214H75ZM79 215H82V214H79ZM92 215V214H91ZM96 216H97V214H95ZM99 215V214H98ZM104 215H106V214H104ZM103 215V216H104ZM116 215V214H115ZM144 215V214H143ZM166 215H167V213H166ZM165 215V216H166ZM168 215H170V213L168 214ZM167 215V216H168ZM186 215H187V213H186ZM191 215V214H190ZM205 215V214H204ZM203 215V216H204ZM247 215V214H246ZM78 216V215H77ZM93 216V215H92ZM95 216V217H96ZM101 216V215H100ZM113 216V215H112ZM117 216V215H116ZM119 217H121L120 216V213H119V215H118ZM124 216V215H123ZM125 216H129V215H125ZM124 216V217H125ZM131 216V215H130ZM129 216V217H130ZM134 216V215H133ZM132 216V217H133ZM136 216V215H135ZM142 216V215H141ZM145 216V215H144ZM150 216H152V211H151V215ZM155 216V215H154ZM165 216H163V218L165 217ZM194 216V215H193ZM75 217V216H74ZM81 217V218H80ZM79 218L80 219H82L83 217H84V215H83V217L82 216H80ZM95 217H93L94 219H95ZM98 217V216H97ZM102 217V216H101ZM100 217V218H101ZM105 217V216H104ZM119 217H117V218H119ZM123 217V218H124ZM128 217V218H129ZM139 217V216H138ZM158 217V216H157ZM156 217V218H157ZM174 217V216H173ZM183 217V216H182ZM182 217H179V218H182ZM206 217V216H205ZM211 217V216H210ZM253 217V216H252ZM255 217V216H254ZM263 217V216H262ZM72 218V217H71ZM85 218V217H84ZM86 218H87V216H86ZM88 218L90 219V217H89V214H88ZM88 218H87V221H88ZM93 218H91L92 220H94ZM106 218V217H105ZM113 218V217H112ZM111 218V219H112ZM116 218V217H115ZM134 218V217H133ZM141 218V217H140ZM143 218V217H142ZM146 218V217H145ZM150 218V217H149ZM153 218V217H152ZM168 219L170 218V216L169 217H167ZM172 218V217H171ZM170 218V219H171ZM179 218H177L176 217V219H179ZM184 218V217H183ZM187 218V217H186ZM185 218V219H186ZM202 218V217H201ZM212 218V217H211ZM75 219V218H74ZM73 219V220H74ZM102 219V218H101ZM108 220H109V218H107ZM130 219H132L131 217H130ZM144 219V218H143ZM166 219V218H165ZM175 219V220H176ZM213 219V218H212ZM254 219V218H253ZM73 220H71V221H73ZM79 220V219H78ZM77 220V221H78ZM82 220H85V219H82ZM95 220H97V219H95ZM106 220V219H105ZM121 220V219H120ZM119 220V221H120ZM123 220V219H122ZM136 221L137 220H139V219H135ZM152 220V219H151ZM167 220V219H166ZM173 220V219H172ZM189 220V219H188ZM190 220H192V218L190 219ZM215 220V219H214ZM80 221V220H79ZM78 221V222H79ZM86 221V222H87ZM90 221V220H89ZM89 221L87 222V223H89ZM98 221H99V217H98ZM103 221V223H105V221H104V219L102 220ZM111 221V220H110ZM125 221H126V219H125ZM130 221H132V220H130ZM142 221V220H141ZM140 221V222H141ZM146 221V220H145ZM148 221V220H147ZM158 221H160V223H161V220L160 219H158ZM168 222H169V220H167ZM209 221V220H208ZM211 221V220H210ZM257 221V220H256ZM97 222V221H96ZM96 222H94V224H93V226L95 225V223ZM100 222V221H99ZM126 222H129V220L128 221H126ZM135 222V221H134ZM133 222V223H134ZM144 222V221H143ZM149 222V221H148ZM171 222H174V221H171ZM182 222V221H181ZM180 221L179 222H177L176 224H177V226H179V225H182V224H179V223H181ZM204 222V221H203ZM215 222V221H214ZM250 222H252V221H250ZM41 223H43V221L41 222ZM44 223H46V221L44 222ZM67 223H68V221H67ZM102 223V224H103ZM107 223V222H106ZM105 223V224H106ZM109 223V222H108ZM156 223V222H155ZM154 223V224H155ZM186 223V222H185ZM211 223H212V221H211ZM219 223V222H218ZM218 223H216V224H218ZM248 223V222H247ZM253 223V222H252ZM251 223V224H252ZM39 224V223H38ZM76 224V223H75ZM79 224V223H78ZM77 224V225H78ZM80 224H81V222H80ZM84 224V223H83ZM91 224V223H90ZM115 224H117V223H115ZM119 224V223H118ZM135 224V223H134ZM136 224L138 225V224H140V223H137L136 222ZM143 224V223H142ZM159 224V223H158ZM172 225H173V223H171ZM184 224V223H183ZM198 224V223H197ZM214 225H215V223H213ZM226 224V223H225ZM31 225V224H30ZM68 225V224H67ZM82 225V224H81ZM85 225V224H84ZM87 225V224H86ZM101 225V224H100ZM104 225V224H103ZM111 225V228H113L112 227V225L113 224H110ZM110 225H108V226H106V225H104V226H106V228H109L110 227ZM170 225V224H169ZM200 225H202V224H200ZM219 225V224H218ZM29 226V225H28ZM66 226V225H65ZM92 226V225H91ZM139 226V225H138ZM160 226V225H159ZM184 226H185V224H184ZM31 227V226H30ZM44 227V226H43ZM70 227V226H69ZM81 227V226H80ZM82 227H83V225H82ZM85 227V226H84ZM84 227H83V229H84ZM97 227H98V225H97ZM97 227L96 228H94V230L95 229H97ZM101 228H102V226H100ZM99 227V228H100ZM140 227H143V226H140ZM139 227V228H140ZM190 227H192V225L190 226ZM224 227V226H223ZM231 227H232V225H231ZM120 228V227H119ZM121 228H122V226H121ZM130 228V227H129ZM131 228H133L132 226H131ZM136 228V227H135ZM135 228H133V229H135ZM193 228V227H192ZM196 228V227H195ZM204 228V227H203ZM209 228V227H208ZM214 228V227H213ZM217 228V227H216ZM57 229V228H56ZM117 229V228H116ZM141 229V228H140ZM144 229H146V228H144ZM143 229V230H144ZM177 229H178V227H177ZM181 229L182 228H180V231H181ZM211 229V228H210ZM218 229V228H217ZM231 229V228H230ZM59 230V229H58ZM107 230H109V232H111L110 231V229H107ZM123 230V229H122ZM127 230V229H126ZM136 230H138V229H136ZM157 230V229H156ZM183 230V229H182ZM196 230H198V229H196ZM212 230H215V228L214 229H212ZM219 230H221V229H219ZM60 231V230H59ZM69 231H71V230H69ZM77 231V230H76ZM75 231V232H76ZM92 231V230H91ZM97 231H98V229H97ZM101 231H102V229H101ZM124 231H125V229H124ZM141 231V230H140ZM216 231V230H215ZM223 231H224V229H223ZM222 231V232H223ZM225 231H226V228H225ZM67 232H68V230H67ZM66 232V233H67ZM127 232V231H126ZM132 231H130V233H131ZM137 232V231H136ZM147 232H149V231H147ZM154 232V231H153ZM217 232V231H216ZM227 232H228V230H227ZM231 232V231H230ZM28 233V232H27ZM55 233H57V232H55ZM70 233V232H69ZM68 233V234H69ZM73 233V232H72ZM86 233V232H85ZM91 233V232H90ZM95 233H96V231H95ZM95 233H94V236H95ZM103 233V232H102ZM102 233H100V235L102 234ZM105 233V232H104ZM103 233V234H104ZM113 233H114V231H113ZM112 233V234H113ZM127 233H129V232H127ZM132 233H135L134 231L132 232ZM141 233V232H140ZM146 233V232H145ZM163 233V232H162ZM214 233V232H213ZM91 234H93V231H92V233ZM97 234H98V232H97ZM109 235H110V233H108ZM107 234V235H108ZM116 234V233H115ZM114 234V235H115ZM137 235H138V233H136ZM164 234V233H163ZM212 234V233H211ZM222 234V233H221ZM224 234V233H223ZM231 234H233V233H231ZM44 235V234H43ZM65 235V234H64ZM67 235V234H66ZM69 235H71V234H69ZM73 235V234H72ZM71 235V236H72ZM78 235V234H77ZM88 235V234H87ZM105 235V234H104ZM119 235V234H118ZM132 235V234H131ZM144 235V234H143ZM146 235V234H145ZM208 235H209V233H208ZM207 235V236H208ZM213 235V234H212ZM45 236V235H44ZM57 236V235H56ZM70 236V237H71ZM74 236V235H73ZM82 236H84V234L82 235ZM92 236V235H91ZM97 237V239H98V236L99 235H96ZM102 236V235H101ZM142 236V235H141ZM146 236H149V235H146ZM193 236V235H192ZM214 236V235H213ZM55 237V236H54ZM66 237V236H65ZM84 237H86V236H84ZM128 237H130V234L128 235ZM131 237H134V236H131ZM140 237V236H139ZM138 237V238H139ZM221 237V236H220ZM231 237V236H230ZM264 237V236H263ZM262 237V238H263ZM48 238V237H47ZM109 238V237H108ZM121 238H123V237H121ZM143 238V237H142ZM214 238V237H213ZM225 238V237H224ZM51 239V238H50ZM74 239H75V237H74ZM77 239V238H76ZM87 239V238H86ZM92 239V238H91ZM94 239V238H93ZM92 239V240H93ZM100 239V238H99ZM106 239H107V237H106ZM113 239V238H112ZM125 239H127V238H125ZM62 240V239H61ZM65 240V239H64ZM66 240H67V238H66ZM69 240V239H68ZM73 240V239H72ZM91 240V241H92ZM95 240V239H94ZM93 240V241H94ZM117 240V239H116ZM119 240V239H118ZM117 240V241H118ZM134 240H136L135 238H134ZM223 240V239H222ZM227 240V239H226ZM46 241V240H45ZM58 241H59V239H58ZM63 241V240H62ZM90 241V242H91ZM96 241V240H95ZM99 241H102V240H99ZM104 241V240H103ZM117 241H115V244H116V242ZM122 241V240H121ZM125 241V240H124ZM131 241V240H130ZM138 241H140V240H138ZM141 241H143L142 239H141ZM162 241V240H161ZM68 242V241H67ZM66 242V243H67ZM76 242V241H75ZM108 242V241H107ZM110 242V241H109ZM108 242V243H109ZM134 242H136V241H134ZM195 242V241H194ZM111 243V242H110ZM113 243V242H112ZM124 243V242H123ZM133 243V242H132ZM137 243V242H136ZM135 243V244H136ZM145 243V242H144ZM63 244V243H62ZM96 244V243H95ZM97 244H98V242H97ZM101 244V243H100ZM139 244H143V242L142 243H139ZM83 245H84V243H83ZM87 245V244H86ZM89 245V244H88ZM91 245V244H90ZM103 245H106V244H104L103 243ZM108 245V244H107ZM113 245V244H112ZM137 245H138V243H137ZM145 245H146V243H145ZM144 245V246H145ZM72 246H74V245H72ZM94 246V245H93ZM92 246V247H93ZM99 246V245H98ZM114 247H115V245H113ZM117 246V245H116ZM123 246V245H122ZM122 246H119L118 245V248L119 247H122ZM140 246V245H139ZM143 246V245H142ZM143 246V247H144ZM147 246H149L148 244L146 245V247ZM156 246H157V244H156ZM87 247V246H86ZM90 247V246H89ZM100 247V246H99ZM101 247H103L102 246V244H101ZM124 247V246H123ZM128 247H129V245H128ZM133 247V246H132ZM152 247V246H151ZM178 247H180L181 248V246H178ZM183 247V246H182ZM28 248H30V249H28ZM80 248V247H79ZM84 248V247H83ZM82 248V249H83ZM96 248H98V247H96ZM104 248H106V246L104 247ZM109 248V247H108ZM111 248H113V247H111ZM118 248H116V249H118ZM139 248H142V247H139ZM138 248V249H139ZM150 248V247H149ZM192 248V247H191ZM70 249H71V247H70ZM73 249V248H72ZM76 249V248H75ZM94 249V248H93ZM119 249H121L122 250V248H119ZM146 249V248H145ZM153 248H151V250H152ZM100 250H101V248H100ZM108 250V249H107ZM113 250H115L114 248H113ZM123 250H124V248H123ZM122 250V251H123ZM127 250V249H126ZM136 250V249H135ZM150 250V249H149ZM151 250H150V252H151ZM156 250V249H155ZM87 251V250H86ZM88 251H90V249L88 250ZM93 251L94 250H92V252L90 251V252H88V253H81L80 254V257H79V260H80V262H81V264H98V263H101L102 262V257L100 256V254H97V252L96 253H93ZM97 251H99V249L97 250ZM115 251H117V250H115ZM120 251V250H119ZM130 251V250H129ZM133 251V250H132ZM141 251L142 250H140V253H141ZM163 251V250H162ZM103 252V251H102ZM118 252V251H117ZM138 251L136 250V252L135 253H137ZM158 252V251H157ZM160 252V251H159ZM205 252V251H204ZM219 252V251H218ZM101 253V252H100ZM105 253V252H104ZM110 252H108L107 254H109ZM134 253V252H133ZM144 253V252H143ZM155 253V252H154ZM113 254V253H112ZM119 254V253H118ZM130 254V253H129ZM139 254V253H138ZM209 254V253H208ZM59 255V254H58ZM102 255V254H101ZM104 255H106V254H104ZM109 255H111V254H109ZM114 255V254H113ZM112 255V256H113ZM117 255V254H116ZM123 255H124V253H123ZM133 255V254H132ZM148 255H149V253H148ZM215 255V254H214ZM140 256V255H139ZM138 256V257H139ZM207 256V255H206ZM213 256V255H212ZM119 257H121V254H120V256ZM118 257V258H119ZM126 257V256H125ZM138 257H136V258H138ZM142 257V256H141ZM140 257V258H141ZM157 257V256H156ZM155 257V258H156ZM107 258V257H106ZM144 258V257H143ZM154 258V257H153ZM104 259H105V256H104ZM110 259V258H109ZM120 259V258H119ZM135 259V258H134ZM139 259V258H138ZM137 259V260H138ZM250 259H251V257H250ZM106 260V259H105ZM113 260V259H112ZM116 260H117V257H116ZM115 260V261H116ZM130 261H131V259H129ZM136 260V259H135ZM136 260V261H137ZM148 260L149 259H147L146 257H145V259H142V260H140V261H142V263L144 264V263H147L148 262ZM156 260H159V259H155V261ZM248 260V259H247ZM110 261V260H109ZM134 261V260H133ZM132 261V262H133ZM136 261H135V264H137L136 263ZM190 261V260H189ZM104 262V261H103ZM120 261H118V262H115V263H119ZM127 262V261H126ZM158 262H160V261H158ZM158 262H157V264H158ZM168 262V261H167ZM250 263H251V261H249ZM59 263V262H58ZM105 263V262H104ZM109 262H107V264H108ZM114 263V264H115ZM121 263H122V261H121ZM121 263H119V264H121ZM124 263V262H123ZM122 263V264H123ZM257 263H259V262H257ZM256 263V264H257ZM264 263V262H263ZM113 264V263H112ZM127 264H129V263H127ZM130 264H132V263H130ZM139 264V263H138ZM149 264V263H148ZM151 264H152V261H151ZM164 264V263H163ZM167 264V263H166ZM246 264V263H245Z\"/></svg>",
  "mask_w": 264,
  "mask_h": 264
}]
</instances>
